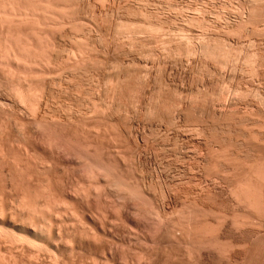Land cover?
<instances>
[{"label":"rangeland","instance_id":"obj_1","mask_svg":"<svg viewBox=\"0 0 264 264\" xmlns=\"http://www.w3.org/2000/svg\"><path fill=\"white\" fill-rule=\"evenodd\" d=\"M6 2H7V4H6ZM6 5H7V7H6ZM2 7L6 11H4L2 9ZM8 7H10V8H8ZM32 9H33V11H32ZM58 9H60V10H58ZM24 11L26 13H24ZM1 12H3V13H1ZM9 12H10V14H9ZM13 12H14V14L17 12L18 13L14 15ZM64 15H66V17H64ZM5 18H6V21H5ZM20 18H22V19H20ZM1 19H2V21H1ZM23 19L25 21H23ZM56 19H58V20H56ZM9 20L11 23L9 22ZM62 20L63 21L66 20V21L63 22ZM0 21L3 23V24L2 23L0 24V36H1L0 37V47H1L0 51L1 50L3 51V52L1 51V53H0L1 54V56H0V58H1L0 59V69H1L0 70L1 71L0 72V80H1L0 81V89H1L0 90V97L1 98H0V100H2L1 105H3L2 107H4L3 111L6 110V112H7V110H8V113H6V112L4 113L2 111L3 112V114H2V112H0V118H1L0 119V122H1L0 126L1 125L3 126V127H1L2 129L6 126L4 129L5 131L0 128L1 129L0 131L3 134V135H1V132H0V137H1L0 143L2 142V145H3V146H1V144H0V146H1L0 147L1 148L0 149V155H1L0 157L2 158V156H3V160L0 158V180H1L0 181L1 182L0 191H2V187H3L2 185L6 186V188L4 187L3 188L4 190L2 191L4 195L0 192V197H1L0 209L2 210V211H0V233H3V234H0V257L2 258L3 255H5L3 257V261L5 262V264L6 263L7 264H12V263L13 264L14 263L15 264H23V261L25 264H42V263L43 264H52L51 262H53V264H56V263L57 264H64V263L65 264H103V262H105V261L106 262L104 264H122V263L123 264H135V263L136 264H170V263L171 264H183V263L184 264H203V263L204 264H233V263L234 264H264V242H263L264 241V228H263L264 227V213H262V214L259 213V215H258L256 210H252L255 208H253V207L249 208L248 205H247L248 206L247 207L245 205L246 202L244 200H242L243 198H241L242 194L241 195L239 194V192H240L239 188L242 186L244 187L246 182H247L249 185V187L247 185V188H250L249 189L250 191H252L251 188L255 187L252 191V193H254V194L256 192L255 195H259L257 193V190L261 189L258 192L262 196V198H261V196H260V198L262 200L264 199V192H263L264 191V186H263L264 184L262 185V183H263V182L261 183L262 180L260 181L259 179H257V180H259V182H258L254 178V176H252V172L254 170H255V172L258 171L261 175H264V161H263L264 160V144H263L264 143V0H60V1L59 0H26V1L25 0H0ZM21 21H22V23H20ZM55 22H56V24H54ZM37 24L42 26V27L38 26ZM52 24H54V25H52ZM69 25H70V27H69ZM62 26H63V28H62ZM8 27H10V28H8ZM54 27H55V29H54ZM6 31L8 33H6ZM25 32H27V33H25ZM118 32H121V33L119 34ZM126 32H127V34H126ZM21 34H23V35H21ZM7 35H8V37L11 35L12 36L8 38ZM25 35H26V38H25ZM16 37H17V40H16ZM204 37H206V39ZM5 38H8V39H5ZM130 38H131V41H130ZM28 39H30V40H28ZM38 39H39V41H38ZM211 40H212V42H211ZM37 41H38V43H36ZM69 41H71V42H69ZM202 41H204V42L202 43ZM8 42H9V44H7V46L11 45V46H8L9 48H7V46H6V43H8ZM39 42H40V44L42 42L43 45L42 44L40 45ZM54 42H55V44H54ZM207 42L211 43V44L208 45ZM18 43H20V44H18ZM200 44L203 46L199 47ZM14 45H16V46H14ZM38 45H39V47H38ZM75 46L77 47V49L75 48ZM19 47L23 50L25 48H27L26 52H24L25 50L24 51L21 50ZM30 47H31V49H30ZM206 47L209 49H207ZM217 47H219V48H217ZM78 48H80V50L82 52L81 51L79 52ZM70 49H71V51L73 49L72 52H74V51L75 52L74 53L70 52ZM83 49H84V51H83ZM11 50H14V51L16 50L17 52L22 51L21 53H19V55L20 54L22 55V53L24 52L23 54H25V55H22V56L23 57L25 56L26 58L27 57L28 58L26 59L24 57V59H21V58H23L21 55L20 56L17 55V53H15L16 51L14 53H13V51L10 52ZM18 50H20V51H18ZM76 50H77V52H76ZM202 50L204 51L205 54L200 53V52H203ZM40 51H41V53H43V56L40 53V57H39ZM191 51H192V54H191ZM225 51L226 52L228 51V52L226 53ZM8 52H9V54H8ZM86 52L87 53L89 52V54H87ZM71 53L74 55H72ZM206 53L210 54V56ZM218 53H219V56H218ZM10 54L11 55L15 54L17 59L14 57V55H13L14 58H12V56ZM28 54L31 58H29ZM75 54H76V56H75ZM2 55H3V58H2ZM8 55H9V57H8ZM33 55H34V58H32ZM70 55H72V56H70ZM206 56L208 57V59ZM72 57H74V60ZM215 57L218 59H216ZM8 58H11V59H8ZM48 58H49V60H48ZM221 58H222V60H221ZM13 59H16V60L13 61ZM28 59H31V60H28ZM69 59H72V61L70 60L71 61L70 62ZM75 59L78 61H75ZM210 59L211 60L214 59L215 61L214 60L211 61ZM248 59H250V60H248ZM26 60H28V61L26 62ZM33 60L35 62H33ZM45 60L48 63H45ZM2 61H3V63H1ZM11 61L13 62L14 65H12ZM86 61H88V62H86ZM217 61H218V63H217ZM15 62H17L18 64ZM72 62H74V63H72ZM75 62L76 63L79 62V63H77L79 66L76 65ZM9 63L12 66H10ZM24 64L26 66H22ZM31 64H32V66H30ZM42 64H44V65H42ZM72 64H74L75 67ZM76 66H77V68L80 66L81 67H80V69L78 68L79 69L78 70V69H76ZM25 67H26V69H25ZM42 67H44L45 69ZM106 67H108V68H106ZM117 67H118V69H117ZM46 68H47L48 72L46 71ZM61 68L62 69L64 68L63 71ZM27 69H29V70L31 69V71H29ZM69 69H70V71H69ZM32 70L35 72H33ZM38 70H41V71H38ZM76 70H77V72H76ZM24 71L25 72L29 71V72L25 73ZM60 71H61V73H60ZM127 71H130V72H127ZM31 72L35 75H33ZM53 72L56 74H54ZM28 73H30L32 77ZM42 73H44V74H42ZM23 74H25V78L27 77L26 79L23 77ZM60 74L62 76H59ZM5 75L7 76L6 78H5ZM11 75L13 76V78H12L13 80L9 77ZM18 75H20V76H18ZM36 75H38V77ZM43 75H45V76H43ZM73 75H74V77H73ZM34 76L36 78H34ZM46 76H47V79H46ZM85 76H87V77H85ZM116 76H117V78H116ZM8 77L11 80H8ZM14 77L17 79H20V81L18 80L19 84H17L18 83L17 79H14ZM22 77H23V79L26 80V82H25V80L22 79ZM128 78H129V80H126ZM28 79L29 80L32 79L31 82H29ZM34 79L36 80V82ZM15 80L17 83H15ZM106 80H107V82H106ZM120 80H122V81H120ZM6 81H7V83H6ZM9 81H11V82L13 81L14 84H13V82L11 83ZM85 82H86V84H85ZM111 83H113V84H111ZM28 84L30 86H28ZM2 85L4 88L1 87ZM15 85L18 86V89H19V85H22L23 88H25V89H23L24 90L23 95L27 96L26 97L27 101L29 99V103H22L24 107L21 104V106H22V107H20L21 109L19 108V104L16 103L18 101V99H16V97L19 96V94H18L19 91H14V90H17V87ZM26 85L28 87H26ZM49 86H50V88H49ZM57 86H58V88H56ZM85 86L88 88H86ZM7 87H8V89H7ZM43 87H45V90ZM35 88H37V89H35ZM41 88H43V89H41ZM115 88H116V90H115ZM122 88H123V90H122ZM5 89H7V90H5ZM10 89H12L11 90L12 94H10ZM95 89H97V90H95ZM35 90L37 92H35ZM38 91L40 92V94H38L39 93ZM45 91H47V92L45 93ZM78 91H79V93L76 94ZM7 92H9V93L6 94ZM15 92H16V95L18 94L17 96L13 95V93L15 94ZM31 92H33V94L37 93V94H34V97L35 96L37 97V95L42 96L41 97L42 98L41 99L42 105H40V107L38 106L39 108H41V110L39 108L37 109L35 104L33 106L34 108L36 107L35 109H37V111H36L37 114L34 113L35 109H33L32 106H28V105H30V103H31V105H33L32 102H34L33 101L34 97L32 96ZM1 93H3L4 95H2ZM5 94H6V96H5ZM30 94L33 97V99L30 96ZM10 95H13V97ZM100 95H101V97H100ZM117 95H119V96L117 97ZM126 95H127V97H126ZM7 96L9 98H7ZM28 96H30V98H28ZM46 96H49V97H46ZM88 96H90V97L88 98ZM36 97L34 100H36ZM92 97H95V98H92ZM110 97H112V99ZM3 98H4V100H3ZM45 99L46 100L48 99V102L46 101L48 104L44 103ZM92 100L93 101L95 100V101L93 102ZM99 100H101V101L99 102ZM114 101H115V103H114ZM156 101H157V103H156ZM65 102H67L68 104ZM131 102H133V103H131ZM6 103L8 105H6ZM34 103H36V101ZM70 103H72V104H70ZM112 103H113V106H112ZM45 104H46V106H44ZM162 104H163V106H162ZM65 105H66V107H65ZM8 106H10V107L8 108ZM27 106H28V108H27ZM89 106H91V107H89ZM92 106H94V107L92 108ZM153 106H155V107H153ZM165 106H166V108H165ZM29 107H30V109H29ZM46 107H48L49 110ZM11 108L13 110H11ZM16 108L18 109V111L16 110ZM58 108H59V110H58ZM75 108L78 110H76ZM83 108H85V109H83ZM87 108H89V109H87ZM105 109H106V112H105ZM25 110L28 112V114ZM32 110H34V111L32 112ZM20 111H22V112H20ZM91 111H93V113ZM102 111L105 112L106 116H105L104 112H102ZM19 112L22 113L24 116L21 115ZM50 112H52L53 114ZM67 112H70V113H67ZM43 113H46L47 115L46 114L44 115ZM115 113L117 116L115 115ZM93 114H94V116H93ZM153 114H155V115H153ZM13 115H15V117ZM20 115H21V117H20ZM87 115H88V117H87ZM91 115L93 116V118ZM100 115H102L103 117ZM42 116L43 117L46 116L45 117L46 120L44 119V121H41V120H43V119H41ZM49 116H50V119H49ZM125 116H128V117H125ZM53 117L55 118V120ZM74 117H77V119L79 121L76 120V118H74ZM84 117L86 119H84ZM89 117H91V118H89ZM6 118H8V119H6ZM37 118L39 120L40 119L41 120L39 121V120H37ZM32 119L40 122V123L39 122L35 123V124H37L38 128L37 127L34 128V126H35L34 122H36V121H33ZM51 119H52V121H55V122H52ZM107 119H110V120H107ZM120 119H121V121H120ZM69 120H70V122L72 121V123L68 122ZM73 120L76 121V124ZM106 120H107V122H106ZM18 121H21L23 124L22 123L20 124V122L18 124ZM27 122H28L30 128L27 125ZM41 122H43V123L48 122L46 124V126L50 125V128L52 127L51 129H53V130L57 129L58 131H60V129H61V131L59 133H61V135L63 137L65 136L64 139H66V140L64 142H66L67 144L63 143V146H61V148L59 147L60 149H58L57 146L55 147V145H56L55 142L57 143V141H53V143H52V137H53L52 135L53 134L50 133V131H51L50 128L48 130L47 127H42V126H44V124L41 125ZM159 122H161V123H159ZM13 123H16L17 125H15ZM25 123L27 126L24 127ZM97 123H99L100 126ZM108 123L113 124V126L109 125ZM52 124L53 125L55 124V127ZM19 125H22V126H20V128H19ZM32 126H33V128H32ZM220 126H221V128H220ZM23 127H24V130H26V131H23V133H21L20 130H22ZM41 127L43 128V132L41 129H39ZM113 127H115V128H113ZM12 128L16 129V131L13 130ZM18 128H19V130H18ZM36 128L38 129V131L36 130ZM44 128H45V131H44ZM101 128H103V129L101 130ZM46 129L48 130V133H47ZM124 129H126V130L128 129V131L125 132L126 130L124 131ZM57 130H55V133H58ZM64 130H65V132H64ZM214 131H216V132H214ZM44 132H46L45 134L47 135V136L45 135L46 139L43 135ZM62 132H64V133H62ZM95 132L97 135L95 134ZM105 132H107V133H105ZM188 132H190L191 134ZM66 133H68V135H65ZM71 133H73V134H71ZM5 134H6V136H5ZM18 134L21 136V138ZM24 134L26 136H24ZM49 134H52L51 135L52 137L49 136V139H47ZM117 134H118V136H117ZM40 136H41V138H40ZM212 136H214V137H212ZM27 137H29L30 139ZM22 138L25 140H23ZM33 138L36 139V144H38V142H39L41 145L35 144V146H34L35 141L33 140ZM75 138H77V139H75ZM112 139H113V141H111ZM45 140H46V142H44ZM144 140H146L147 142ZM254 140H256L257 142ZM49 141H51L50 142L51 144L50 145H49V143L46 144ZM75 141H78V142L80 141L79 143L82 145V148H80L81 145ZM5 142L8 143V147H7ZM12 142H14V143H12ZM32 142H33V144H32ZM71 142H73L72 145H71ZM228 142H231V143H228ZM27 144H29V145H27ZM44 144H45V146H44ZM53 144H54V146H53ZM88 144L90 145L89 147L91 149L89 147H86V146H88ZM253 144H254V146H253ZM83 146H84V148H83ZM15 147H19L20 150H19V148H16L17 149L16 150ZM21 147H23V148H21ZM68 147H70V148H68ZM72 147H74V148H72ZM78 147L80 150L78 149ZM54 148L55 149L57 148V150H55ZM2 149H4V150H2ZM23 149H25V151ZM63 149H65V150H63ZM67 149H68V151H67ZM83 149H84L83 154L78 153L79 151L82 152ZM86 149L88 150L89 154L87 153ZM92 149L93 150L97 149L95 151H99V152H95L96 153L95 154L94 152H92ZM100 149H102L103 152ZM207 149H208V151H207ZM100 151L102 154L100 153ZM215 151H216V153H214ZM7 152H9L8 155L6 154ZM25 152H26L27 158H26ZM29 152H31L32 154ZM98 153H100V155ZM108 153L110 155H108ZM244 153H246V154H244ZM3 154H5V155H3ZM15 154H17V155H15ZM77 154L83 155V158L85 156L84 161L83 160L81 161L80 158L82 156L81 155H80L81 157L76 156ZM90 154H91V157H90ZM97 154H98V156H97ZM211 154H213V155L211 156ZM216 154L217 155L219 154V155L217 156ZM92 155H93V157H94V155H96L97 158L95 157L92 159ZM8 156H10V157H8ZM74 156H76V158ZM88 156H89V158H88ZM192 156H193V158H192ZM213 156H214V158H213ZM16 157H18V158L16 159ZM53 157H54V159H52ZM203 157H204V159H203ZM11 158L13 159V161ZM47 158H48V160H47ZM72 158H73V160H72ZM74 158H75V160H74ZM77 158L80 160H78ZM107 158H109V159H107ZM6 159H9V160L7 161ZM49 159L50 160L52 159V160L50 161ZM99 159H100V162L98 161ZM87 160H89V161L87 162ZM111 160H112V162H109ZM114 160H116V161H114ZM75 161L78 164H76ZM95 161H96V163L98 162L99 164L102 163V164H100L101 167L106 168L107 170L101 169L104 171V172L103 171H101V172L104 174L106 173L105 175L107 176V178H109V176H111V178L114 177V179L112 178L114 181H112L111 178H109L108 181L107 180L105 181L103 178V177H105L104 174H102L103 176L100 174V177H99V178L102 177V181H101V179L96 177V179H97L96 181L99 184H97L96 181H93L94 176L92 178L91 177L92 174L90 173V171H88V169H87V172H85L86 170L83 169V167L85 166L84 168H88L87 165L92 167L93 163H95ZM203 161H204V163H203ZM253 161H255V162H253ZM256 161H258V163ZM260 161L261 162L263 161V162L261 163ZM12 162H14V164H12ZM16 162H17V164H16ZM25 162H27V163H25ZM83 162L84 163L87 162V163L84 164ZM239 162H240V164H239ZM1 163H3L5 167L3 166V164L1 166ZM7 163H10V164H7ZM19 163H20V166L18 165ZM39 163H41V164L39 165ZM54 163H55V165H54ZM219 163H221V164H219ZM241 164L244 166H242ZM11 165H12V167H10ZM42 165L44 166V168H42L43 167ZM108 165H110V166H108ZM219 165L221 166V169H220ZM7 166H9V167H7ZM15 166L17 168H15ZM22 166H24L23 167L24 169L22 168ZM223 166H224V168H223ZM255 166H256V169H252V168H255ZM2 167H4V169ZM25 167H26V169H25ZM71 167H73V168H71ZM80 167L82 168V171H81ZM109 167H110V169L113 168L112 170H114L113 172H115V174L112 172V170L108 169ZM202 167L203 168L205 167V168L203 169ZM212 167L214 168V170H212L213 169ZM243 167H244V169H243ZM10 168H12V170H10ZM20 168L22 170H20ZM241 168H242V170H241ZM41 169H42L43 173L41 172ZM44 169L46 170L47 173L45 172ZM247 169H248V172H247ZM2 170H4V171H2ZM62 170H64V171H62ZM91 170H93V169H91ZM1 171H2V173H1ZM10 171H12V172L15 171V172H13V174L11 172V174H10ZM17 171H19V172L17 173ZM107 171H108L109 175H107ZM249 171L250 172L252 171V172L250 173ZM7 172H9V173H7ZM23 172H24V174H23ZM39 172H40V174H39ZM76 172H78V173H76ZM111 172H112V174H111ZM206 172H207V174H206ZM230 172H231V174H230ZM258 172H256V173H258ZM20 173H22L24 175V178H23V175ZM81 173L84 176L86 174L87 179L90 176V179L91 180L93 179V180L91 181L90 179H88L86 181V178ZM34 174H35V176H34ZM15 175H17V177ZM42 175H44V176H42ZM79 175H80L81 179L79 178ZM118 175H120V177ZM4 176H6V178ZM13 176H14L15 180H13L14 179ZM26 176H27V178H26ZM39 176H40V179H39ZM45 176H47V178ZM21 178H23V179L26 178V180H23ZM16 179H18V180H16ZM20 179L23 180L24 183H23V181L21 182ZM133 179H135V180H133ZM12 180H13V182H12ZM45 180H46V183H45ZM239 180H240V183H239ZM16 181H18V182L16 183ZM25 181L28 183H26ZM35 181L36 182L38 181V184ZM53 181L54 182L56 181L59 183H56V182L54 183ZM90 181L92 182L93 187H92ZM116 181H118V183ZM4 182H6L7 184H5ZM47 182L51 183V184H48ZM94 182L96 184H94ZM107 182L110 184L109 185L110 187L108 186ZM110 182L113 183V185H111ZM114 182H116V183H114ZM123 182H125V184ZM43 183H44V185H43ZM74 183H76V185ZM128 183H129V185H128ZM260 183H261V185H259ZM25 184L28 185V188H26L27 186ZM114 184H116V188L119 187V188H117L118 191H117V189H115ZM118 184H121L123 189ZM239 184H241V185H239ZM17 185L20 187H18ZM39 185H41V187L44 186L45 188L44 187H43V189L37 188V186L39 187ZM50 185H52V186L50 187ZM85 185H87V186H85ZM123 185H124V187H123ZM216 185H220V186H216ZM29 186L30 187L32 186L31 187L32 189H29ZM56 186H58V187H56ZM80 186H82V187L80 188ZM84 186L86 188H84ZM89 186L92 187L96 191V193L93 192L94 190L92 188H90ZM95 186H96L97 190L95 189ZM98 186H100V188L101 187L104 188V190L100 189L101 190L100 191L98 189ZM105 186H106V188H105ZM111 186H112V188H111ZM33 187H34V189H33ZM46 187H49L51 189L50 194H49L50 189L46 188ZM76 187L78 189H76ZM87 187H88V191H87ZM125 187H126V190L123 192ZM132 187H136V188L133 189ZM23 188H24L25 192H24ZM72 188L76 189L77 191L72 190ZM83 188L85 190H83ZM108 188L114 189V192ZM28 189L31 191H28ZM47 189H48V191H47ZM80 189H82V190H80ZM90 189H92V190H90ZM128 189H129V191L131 189V192L134 190L132 192L133 194H131L134 197H131V196L128 197L129 196L128 193H130L128 191ZM135 189H137L138 191ZM199 189H201V190H199ZM224 189H226V190H224ZM89 190H90V192H89ZM237 190H238L239 195L237 194ZM241 190H242V188H241ZM37 191L40 192V196H38L39 193H37ZM42 191H43V193H42ZM81 191H83L84 193H80ZM97 191H99V193ZM103 191H104V193H103ZM127 191H128V193H126ZM136 191L137 192L140 191L139 193L141 195H143L142 200H141L140 194H138L140 197L139 198ZM233 191H236L235 194L237 196L236 197L237 199H235V197H234L235 195H234ZM51 192H53V194ZM100 192H102V193H100ZM135 192H136V194H135ZM29 193H32L31 196H34V195H37V196H34V198L31 199L30 198L31 196ZM41 193L44 196H42ZM67 193H69L70 195H68ZM87 193L89 196L87 195ZM123 193L126 196L128 195L127 197H125V199H124ZM229 193H231V194H229ZM232 193L234 196L232 195ZM23 194H25V195L28 194L29 196L28 195L25 196ZM63 194L65 195V197ZM77 194H78V196H77ZM115 194H116V197H115ZM254 194H252V195H254ZM49 195L50 196L52 195V196L50 197ZM85 195H87V196H85ZM118 195H120L119 198L117 197ZM135 195H137L136 197H138L140 199V201H138V199L135 198ZM144 195L149 201L150 200L152 201V205H151V203L149 204L150 207L146 206V204H148L149 202H147L148 200L145 199ZM225 195H226V197H225ZM47 196L49 197V199L47 198ZM73 196H75V197H73ZM239 196H240V198H239ZM5 197H7V198H5ZM19 197L20 198L23 197L22 199H24L26 201H20L22 199H20ZM24 197H26V198L28 197L27 198L28 200ZM35 197L39 198V199L36 200ZM83 197H85V198H83ZM229 197L232 198L233 200L230 199ZM256 197L254 196V198H256ZM18 198L20 199L19 201H18ZM46 198H47V200H46ZM132 198H134V200ZM4 199H5V201H4ZM15 199H16V201H15ZM52 199H53V203H55L56 206L52 203V201H51ZM82 199H83V201H82ZM108 199H109V201H108ZM123 199L126 200L127 202L124 201ZM161 199H163V200H161ZM9 200H11V201L9 202ZM29 200H31V201L35 200L36 202L31 203V201H29ZM39 200H41V201H39ZM45 200L47 202H45ZM63 200H64V202H61ZM118 200H120V201L123 200L124 202L120 203V201H118ZM131 200H133V201H131ZM135 200H137V201H135ZM205 200H207V201H205ZM236 200H237V203H236ZM256 200L258 201L259 198L258 199L256 198ZM142 201H144V203L146 202V204H144V203L142 204ZM241 201H244V202H241ZM3 202H5V203H3ZM15 202H17V205ZM23 202L26 205L25 207L27 208V210L26 209L24 210V208H22L24 206V205L21 206L23 204ZM41 202L42 203L45 202V204H42ZM48 202H50L51 206L53 205V208L49 205ZM59 202L65 204V205L59 204ZM238 202H239V204H238ZM259 202H261V201H259ZM11 203H12V205H11ZM226 203L229 207L226 205ZM229 203H231V204H229ZM262 203L261 204L264 206V201H262ZM19 204H20L21 209L18 206ZM35 204H36V210H35V208H33V206L35 207ZM37 204H39V205H37ZM40 204H41V206H40ZM47 204H48V207L46 208L45 205H47ZM58 204L60 206L59 208L57 207ZM120 204H122L124 206H120ZM140 204L142 206H140ZM183 204H184V206H183ZM214 204H216V205H214ZM6 205L8 206V208ZM27 205L32 207V210H34L33 213H28L32 210L30 207H29L30 208V210H29ZM42 205L45 206L47 211L50 210V208H52L53 211H51L52 210L51 209L50 211L46 212L45 208H43V210L45 211L44 212L41 209L43 207ZM161 205L162 206L164 205L163 208ZM192 205H193L194 209L197 206L196 210H192L195 212V213L193 212L194 214H192V211H191V209H193ZM14 206L19 208V209L15 208ZM49 206H50V208H49ZM61 206H62V208H61ZM187 206H188L189 216L187 215L188 214ZM202 206H204V207H202ZM232 206H234V208ZM10 207H11V210H10ZM38 207L41 209V211H40V209L38 210ZM54 207L56 208V210L54 209ZM63 207L65 208V210H62ZM134 207H136V208L139 207V208L134 209ZM183 207H185V208H183ZM206 207H207V209H206ZM2 208H4V209H2ZM149 208H151V209H149ZM214 208L216 209L215 211H214ZM101 209H102V211H101ZM141 209H142V211H141ZM147 209H148V211H147ZM183 209L186 211L187 214H185V211ZM208 209H209V211H208ZM249 209H251V210H249ZM9 210H10V212H9ZM149 210H152L151 212H155V213L158 212L160 214L161 218H160V216H158L160 219L158 217H155L156 215L154 213H151ZM203 210H206V211H204L206 213H204ZM5 211H7V213ZM69 211L71 214L69 213ZM114 211L115 212L117 211L116 214ZM144 211L147 213H145ZM172 211H174V212L176 211V212L174 213ZM23 212H25L26 214ZM34 212L36 214H34ZM40 212H42V213H40ZM178 212H179V215H181L180 220H179V215H178V219H177ZM181 212L183 215L180 214ZM217 212H219V213L217 214ZM9 213L12 215V217L10 216ZM21 213H23V214H21ZM60 213H61L62 217H61ZM104 213H106V214H104ZM149 213H151V215ZM170 213L172 216H169ZM220 213L222 216L220 215ZM39 214L41 216L44 214L42 216V217H44V219L41 218ZM46 214H48V216ZM140 214L143 216H141ZM144 214H147V215H144ZM242 214H244V215L241 216ZM22 215H24V217ZM58 215H59V218H58ZM233 215H234V217H233ZM31 216H33V217H31ZM75 216L77 219L75 218ZM192 216L194 217V220H193ZM218 216H219V218H217ZM165 217H168V218L166 219ZM188 217H190V218H188ZM13 218H15V219H13ZM38 218H40V219H38ZM154 218L157 220H155ZM198 218L200 220H198ZM162 219L164 222L160 221ZM165 219H166V222H165ZM181 219H183L184 221ZM215 219H217L219 222H217ZM40 220L43 223H41ZM169 220L172 222H170ZM25 221H26V223H28V222L29 223L25 224ZM194 221H196V222H194ZM204 221H206V222H204ZM189 222H191V223L189 224ZM208 222H209V224H208ZM215 222H216V224H215ZM244 222L246 223V225ZM44 223L45 224L47 223V225L45 226ZM157 223H159V224H157ZM33 224H35L34 225L35 227L38 226V227H36L38 229H36L34 226H32ZM41 224L43 225V227H40V226H42ZM49 224H50V226H48ZM60 224H62V227L60 226ZM213 224H215L216 226ZM233 224H234V227H233ZM237 224H239V225H237ZM175 225L176 226L178 225V226L176 227ZM194 225H196L197 229L194 227ZM235 225L238 227H236ZM189 227H191V228H189ZM32 228H33V230H32ZM39 228H43L44 230L39 229ZM143 228H144V231H143ZM170 228L172 229V232H171ZM179 228H181V229H179ZM45 229H46V231H45ZM58 229H59V232L57 231ZM257 229H261V230H257ZM180 230L181 231L183 230V231L181 232ZM41 231L44 233H41ZM157 231L159 232V234ZM247 232H248V234H247ZM9 233H10V235H9ZM175 233H176V235H175ZM206 233H207V235H206ZM225 233H226V235H225ZM22 236L25 238H23ZM20 237H21V239H20ZM216 237H218V238H216ZM231 237H233V238H231ZM258 237H259V239H258ZM70 238L72 241L70 240ZM166 238H168V239H166ZM22 239H24V240H22ZM24 241L26 243H22ZM200 241H202V242H200ZM3 242L5 245L3 244ZM10 242L12 244H10ZM16 242H18V243H16ZM19 242L22 243V245ZM23 244H25V245H23ZM81 245H83V246H81ZM193 245H195V246H193ZM20 246H21V248H20ZM26 246H28V247L26 248ZM39 246H41V249H38V248H40ZM7 247H9L8 249H10V250H7ZM236 248H238V249H236ZM21 250H23V251H21ZM37 250L40 252H38ZM3 251H6V252L8 251V252L6 253ZM44 251L47 254L44 253ZM172 251H174V252H172ZM245 251H247V252L245 253ZM17 252H18V254H17ZM36 252L38 255L36 254ZM143 252H144V254H143ZM185 252L186 253L188 252L187 253L188 256L186 255ZM13 254H14V256H13ZM28 254L30 255V257H33V255L35 254V255H37V257L34 255V257L32 258L33 260H32L28 256ZM10 255H11V257H10ZM22 255L24 257H22ZM203 255L205 258L203 257ZM220 255H221V257H220ZM185 256H187V257L185 258ZM189 256H191V257L189 258ZM5 257H7V259ZM175 257H176V259H175ZM247 257L249 258V260L247 259ZM48 258L51 261H49ZM52 258L54 260H52ZM140 258H142V259H140ZM8 259H9V262H8ZM13 259L15 262L13 261ZM231 259H233V260H231ZM35 260H36V262H35ZM47 261H48V263H47ZM2 262L0 264H4V262L3 263Z\"/></svg>","mask_w":264,"mask_h":264},{"label":"bare ground","instance_id":"obj_2","mask_svg":"<svg viewBox=\"0 0 264 264\" xmlns=\"http://www.w3.org/2000/svg\"><path fill=\"white\" fill-rule=\"evenodd\" d=\"M25 1H26V0H25ZM59 1H60V0H59ZM17 2H18V1H17ZM17 2H16V3H17ZM29 2H30V1H29ZM4 3H5V2H4ZM6 4H7V2H6ZM13 4H14V3H13ZM13 4H12V5H13ZM62 4H63V3H62ZM16 5H17V4H16ZM22 5H23V4H22ZM2 6H3V5H2ZM37 6H38V5H37ZM6 7H7V5H6ZM18 7H19V6H18ZM60 7H61V6H60ZM8 8H10V7H8ZM61 8H62V7H61ZM2 9H3V7H2ZM28 9H29V8H28ZM3 10H4V9H3ZM15 10H16V9H15ZM18 10H19V9H18ZM58 10H60V9H58ZM1 11H2V10H1ZM4 11H6V10H4ZM32 11H33V9H32ZM21 12H22V11H21ZM59 12H60V11H59ZM1 13H3V12H1ZM6 13H7V12H6ZM17 13H18V12H17ZM17 13H15V14H17ZM24 13H26V12L24 11ZM36 13H37V12H36ZM9 14H10V12H9ZM13 14H14V12H13ZM15 14H14V15H15ZM37 14H38V13H37ZM61 15H62V14H61ZM1 16H2V15H1ZM24 16H25V15H24ZM26 17H27V16H26ZM30 17H31V16H30ZM43 17H44V16H43ZM64 17H66V15H64ZM58 18H59V17H58ZM20 19H22V18H20ZM31 19H32V18H31ZM62 19H63V18H62ZM10 20H11V19H10ZM10 20H9V22H10ZM12 20H13V19H12ZM14 20H15V19H14ZM26 20H27V19H26ZM38 20H39V19H38ZM56 20H58V19H56ZM56 20H55V21H56ZM67 20H68V19H67ZM1 21H2V19H1ZM1 21H0V24L2 23ZM5 21H6V18H5ZM7 21H8V20H7ZM18 21H19V20H18ZM23 21H25V20L23 19ZM59 21H60V20H59ZM62 21H63V20H62ZM65 21H66V20H65ZM65 21H63V22H65ZM46 22H47V21H46ZM10 23H11V22H10ZM20 23H22V21H21ZM44 23H45V22H44ZM2 24H3V23H2ZM8 24H9V23H8ZM54 24H56V22H55ZM54 24H52V25H54ZM31 25H32V24H31ZM37 25H38V24H37ZM41 25H42V24H41ZM59 25H60V24H59ZM66 25H67V24H66ZM10 26H11V25H10ZM24 26H25V25H24ZM38 26H40V25H38ZM38 26H37V27H38ZM60 26H61V25H60ZM1 27H2V26H1ZM28 27H29V26H28ZM40 27H42V26H40ZM69 27H70V25H69ZM8 28H10V27H8ZM38 28H39V27H38ZM62 28H63V26H62ZM18 29H19V28H18ZM54 29H55V27H54ZM6 30H7V29H6ZM60 30H61V29H60ZM7 31H8V30H7ZM7 31H6V33H8ZM15 31H16V30H15ZM50 31H51V30H50ZM54 31H55V30H54ZM20 32H21V31H20ZM72 32H73V31H72ZM129 32H130V31H129ZM13 33H14V32H13ZM25 33H27V32H25ZM70 33H71V32H70ZM118 33L120 34L121 32H118ZM124 33H125V32H124ZM124 33H123V34H124ZM4 34H5V33H4ZM11 34H12V33H11ZM14 34H15V33H14ZM23 34H24V33H23ZM23 34H21V35H23ZM29 34H30V33H29ZM29 34H28V35H29ZM71 34H72V33H71ZM104 34H105V33H104ZM126 34H127V32H126ZM126 34H125V35H126ZM131 34H132V33H131ZM131 34H130V35H131ZM137 34H138V33H137ZM28 35H27V36H28ZM46 35H47V34H46ZM130 35H129V36H130ZM135 35H136V34H135ZM11 36H12V35H11ZM11 36H9V37H11ZM31 36H32V35H31ZM36 36H37V35H36ZM120 36H121V35H120ZM122 36H123V35H122ZM0 37H1V36H0ZM3 37H4V36H3ZM7 37H8V35H7ZM9 37H8V38H9ZM20 37H21V36H20ZM32 37H33V36H32ZM53 37H54V36H53ZM56 37H57V36H56ZM60 37H61V36H60ZM8 38H5V39H8ZM14 38H15V37H14ZM25 38H26V35H25ZM204 38L206 39V37H204ZM11 39H12V38H11ZM20 39H21V38H20ZM23 39H24V38H23ZM106 39H107V38H106ZM12 40H13V39H12ZM16 40H17V37H16ZM25 40H26V39H25ZM28 40H30V39H28ZM50 40H51V39H50ZM128 40H129V39H128ZM132 40H133V39H132ZM201 40H202V39H201ZM4 41H5V40H4ZM38 41H39V39H38ZM38 41H37L36 43H38ZM130 41H131V38H130ZM27 42H28V41H27ZM49 42H50V41H49ZM55 42H56V41H55ZM55 42H54V44H55ZM69 42H71V41H69ZM73 42H74V41H73ZM185 42H186V41H185ZM203 42H204V41H202V43H203ZM211 42H212V40H211ZM213 42H214V41H213ZM28 43H29V42H28ZM34 43H35V42H34ZM129 43H130V42H129ZM187 43H188V42H187ZM207 43H208V42H207ZM7 44H9V42L6 43V46H7ZM10 44H11V43H10ZM14 44H15V43H14ZM18 44H20V43H18ZM25 44H26V43H25ZM39 44H40V42H39ZM41 44H42V42H41ZM41 44H40V45H41ZM44 44H45V43H44ZM132 44H133V43H132ZM209 44H211V43H208V45H209ZM213 44H214V43H213ZM28 45H29V44H28ZM42 45H43V44H42ZM46 45H47V44H46ZM70 45H71V44H70ZM8 46H11V45H8ZM8 46H7V48H9ZM14 46H16V45H14ZM33 46H34V45H33ZM71 46H72V45H71ZM201 46H203V45L200 44L199 47H201ZM217 46H218V45H217ZM36 47H37V46H36ZM38 47H39V45H38ZM46 47H47V46H46ZM204 47H205V46H204ZM0 48H1V47H0ZM14 48H15V47H14ZM19 48H20V47H19ZM75 48L77 49L76 46H75ZM75 48H74V49H75ZM206 48H207V47H206ZM215 48H216V47H215ZM217 48H219V47H217ZM20 49H21V48H20ZM26 49H27V48L24 49L25 51H24L23 49H21V50H23L24 52H26ZM30 49H31V47H30ZM40 49H41V48H40ZM57 49H58V48H57ZM78 49H79V52H80V51H81L80 48H78ZM84 49H85V48H84ZM84 49H83V51H84ZM203 49H204V48H203ZM207 49H209V48H207ZM3 50H4V49H3ZM28 50H29V49H28ZM186 50H187V49H186ZM191 50H192V49H191ZM213 50H214V49H213ZM213 50H212V51H213ZM218 50H219V49H218ZM1 51H2V50H1ZM1 51H0V53H1ZM7 51H8V50H7ZM12 51H13V53H14L16 50H15V51H14V50H11L10 52H12ZM18 51H20V50H18ZM68 51H69V50H68ZM72 51H73V49H72ZM72 51H71V49H70V52H72ZM86 51H87V50H86ZM102 51H103V50H102ZM177 51H178V50H177ZM202 51H203V50H202ZM2 52H3V51H2ZM21 52H22V51H21ZM21 52H17V51H16L15 53H17V55H19V53H21ZM24 52H23V53H24ZM74 52H75V51H74ZM74 52H72V53H74ZM76 52H77V50H76ZM81 52H82V51H81ZM104 52H105V51H104ZM199 52H200V51H199ZM216 52H217V51H216ZM219 52H220V51H219ZM225 52H226V51H225ZM227 52H228V51H227ZM227 52H226V53H227ZM23 53H22V55H25V54H23ZM27 53H28V52H27ZM33 53H34V52H33ZM37 53H38V52H37ZM37 53H36V54H37ZM40 53H41V51L39 52V57H40ZM48 53H49V52H48ZM72 53H71V54H72ZM86 53H87V52H86ZM200 53H204V51H203V52H200ZM6 54H7V53H6ZM8 54H9V52H8ZM46 54H47V53H46ZM87 54H89V52H88ZM87 54H86V55H87ZM104 54H105V53H104ZM189 54H190V53H189ZM189 54H188V55H189ZM191 54H192V51H191ZM204 54H205V53H204ZM206 54H208V53H206ZM223 54H224V53H223ZM10 55H11V54H10ZM13 55H14V57L16 58L15 54H12V55H11L12 58H14ZM20 55H21V54H20ZM20 55H19V56H20ZM22 55H21V56H22ZM41 55L43 56V53H41ZM66 55H67V54H66ZM72 55H74V54H72ZM72 55H70V56H72ZM83 55H84V54H83ZM86 55H85V56H86ZM202 55H203V54H202ZM208 55L210 56V54H208ZM214 55H215V54H214ZM0 56H1V54H0ZM28 56H29V54H28ZM50 56H51V55H50ZM50 56H49V57H50ZM75 56H76V54H75ZM218 56H219V53H218ZM8 57H9V55H8ZM22 57H23V56H22ZM24 57H25V56H24ZM24 57H23V58L20 57V58H21V59H24ZM39 57H38V58H39ZM54 57H55V56H54ZM67 57H68V56H67ZM82 57H83V56H82ZM206 57H207V56H206ZM213 57H214V56H213ZM225 57H226V56H225ZM225 57H224V58H225ZM229 57H230V56H229ZM252 57H253V56H252ZM259 57H260V56H259ZM2 58H3V55H2ZM5 58H6V57H5ZM25 58H26V57H25ZM27 58H28V57H27ZM27 58H26V59H27ZM29 58H31V57L29 56ZM32 58H34V55H33ZM35 58H36V57H35ZM72 58H73V60H74V57H72ZM76 58H77V57H76ZM92 58H93V57H92ZM210 58H211V57H210ZM215 58H216V57H215ZM0 59H1V58H0ZM8 59H11V58H8ZM16 59H17V58H16ZM16 59H13V61L16 60ZM80 59H81V58H80ZM83 59H84V58H83ZM107 59H108V58H107ZM202 59H203V58H202ZM207 59H208V57H207ZM216 59H218V58H216ZM227 59H228V58H227ZM19 60H20V59H19ZM28 60H31V59H28ZM28 60H26V62H27ZM37 60H38V59H37ZM48 60H49V58H48ZM62 60H63V59H62ZM70 60L72 61V59H69V61H70ZM118 60H119V59H118ZM133 60H134V59H133ZM210 60H211V59H210ZM210 60H209V61H210ZM213 60H214V59H213ZM213 60H211V61H213ZM221 60H222V58H221ZM248 60H250V59H248ZM248 60H247V61H248ZM3 61H4V60H3ZM3 61H2L1 63H3ZM17 61H18V60H17ZM20 61H21V60H20ZM54 61H55V60H54ZM59 61H60V60H59ZM66 61H67V60H66ZM71 61H70V62H71ZM75 61H78V60L75 59ZM81 61H82V60H81ZM83 61H84V60H83ZM92 61H93V60H92ZM122 61H123V60H122ZM207 61H208V60H207ZM214 61H215V60H214ZM218 61H219V60H218ZM218 61H217V63H218ZM223 61H224V60H223ZM6 62H7V61H6ZM6 62H5V63H6ZM9 62H10V61H9ZM11 62H12V61H11ZM30 62H31V61H30ZM33 62H35V61L33 60ZM49 62H50V61H49ZM70 62H69V63H70ZM86 62H88V61H86ZM89 62H90V61H89ZM221 62H222V61H221ZM15 63H17V62H15ZM22 63H23V62H22ZM40 63H41V62H40ZM42 63H43V62H42ZM45 63H48V62H46V60H45ZM45 63H44V64H45ZM72 63H74V62H72ZM77 63H79V62H77ZM77 63L75 62L76 65H78ZM91 63H92V62H91ZM100 63H101V62H100ZM249 63H250V62H249ZM9 64H10V63H9ZM17 64H18V63H17ZM27 64H28V63H27ZM32 64H33V63H32ZM32 64H31L30 66H32ZM38 64H39V63H38ZM44 64H42V65H44ZM49 64H50V63H49ZM49 64H48V65H49ZM61 64H62V63H61ZM70 64H71V63H70ZM82 64H83V63H82ZM85 64H86V63H85ZM226 64H227V63H226ZM4 65H5V64H4ZM12 65H14L13 62H12ZM12 65L10 64V66H12ZM56 65H57V64H56ZM72 65H74V64H72ZM80 65H81V64H80ZM83 65H84V64H83ZM252 65H253V64H252ZM22 66H26V65L24 64V65H22ZM28 66H29V65H28ZM36 66H37V65H36ZM52 66H53V65H52ZM70 66H71V65H70ZM78 66H79V65H78ZM105 66H106V65H105ZM107 66H108V65H107ZM220 66H221V65H220ZM2 67H3V66H2ZM44 67H45V66H44ZM44 67H42V68H44ZM74 67H75V65H74ZM80 67H81V66H80ZM80 67H78V68L80 69ZM8 68H9V67H8ZM39 68H40V67H39ZM50 68H51V67H50ZM67 68H68V67H67ZM72 68H73V67H72ZM78 68H77V66H76V69H78ZM106 68H108V67H106ZM112 68H113V67H112ZM3 69H4V68H3ZM9 69H10V68H9ZM9 69H8V70H9ZM15 69H16V68H15ZM25 69H26V67H25ZM35 69H36V68H35ZM44 69H45V68H44ZM44 69H43V70H44ZM59 69H60V68H59ZM61 69H62V68H61ZM63 69H64V68H63ZM63 69H62V71H63ZM79 69H78V70H79ZM117 69H118V67H117ZM0 70H1V69H0ZM27 70H29V69H27ZM52 70H53V69H52ZM54 70H55V69H54ZM67 70H68V69H67ZM120 70H121V69H120ZM9 71H10V70H9ZM12 71H13V70H12ZM20 71H21V70H20ZM29 71H31V69H30ZM29 71H26V72H29ZM32 71H33V70H32ZM38 71H41V70H38ZM46 71H47V68H46ZM64 71H65V70H64ZM69 71H70V69H69ZM81 71H82V70H81ZM116 71H117V70H116ZM116 71H115V72H116ZM0 72H1V71H0ZM14 72H15V71H14ZM22 72H23V71H22ZM24 72H25V71H24ZM26 72H25V73H26ZM33 72H35V71H33ZM47 72H48V71H47ZM72 72H73V71H72ZM76 72H77V70H76ZM76 72H75V73H76ZM120 72H121V71H120ZM120 72H119V73H120ZM127 72H130V71H127ZM18 73H19V72H18ZM31 73H32V72H31ZM53 73H54V72H53ZM60 73H61V71H60ZM117 73H118V72H117ZM138 73H139V72H138ZM7 74H8V73H7ZM13 74H14V73H13ZM28 74L31 76L30 73H28ZM32 74H33V73H32ZM39 74H40V73H39ZM42 74H44V73H42ZM42 74H41V75H42ZM47 74H48V73H47ZM51 74H52V73H51ZM54 74H56V73H54ZM58 74H59V73H58ZM83 74H84V73H83ZM120 74H121V73H120ZM16 75H17V74H16ZM33 75H35V74H33ZM41 75H40V76H41ZM76 75H77V74H76ZM85 75H86V74H85ZM116 75H117V74H116ZM11 76H12V75H11ZM11 76H9V77L12 79L13 76H12V77H11ZM18 76H20V75H18ZM36 76L38 77V75H36ZM43 76H45V75H43ZM52 76H53V75H52ZM59 76H62V75L60 74ZM77 76H78V75H77ZM118 76H119V75H118ZM127 76H128V75H127ZM134 76H135V75H134ZM140 76H141V75H140ZM140 76H139V77H140ZM2 77H3V76H2ZM6 77H7V76L5 75V78H6ZM9 77H8V80H11ZM23 77L25 78V74H23ZM23 77H22V79H23ZM31 77H32V76H31ZM56 77H57V76H56ZM73 77H74V75H73ZM85 77H87V76H85ZM88 77H89V76H88ZM114 77H115V76H114ZM125 77H126V76H125ZM26 78H27V77H26ZM26 78H25V79H26ZM34 78H36V77L34 76ZM49 78H50V77H49ZM70 78H71V77H70ZM116 78H117V76H116ZM116 78H115V79H116ZM129 78H130V77H129ZM129 78L126 79V80H129ZM3 79H4V78H3ZM14 79H17V78L14 77ZM22 79H21V80H22ZM25 79H23V80H25ZM46 79H47V76H46ZM107 79H108V78H107ZM8 80H7V81H8ZM12 80H13V79H12ZM18 80L20 81V79H17V82H18V83L16 82V80H15V83L19 84V81H18ZM28 80H29V79H28ZM31 80H32V79H31ZM31 80H29V82H31ZM34 80H35V79H34ZM82 80H83V79H82ZM108 80H109V79H108ZM0 81H1V80H0ZM7 81H6V83H7ZM38 81H39V80H38ZM47 81H48V80H47ZM67 81H68V80H67ZM84 81H85V80H84ZM86 81H87V80H86ZM118 81H119V80H118ZM118 81H117V82H118ZM120 81H122V80H120ZM9 82H11V81H9ZM12 82H13V81H12ZM12 82H11V83H12ZM23 82H24V81H23ZM25 82H26V80H25ZM25 82H24V83H25ZM35 82H36V80H35ZM39 82H40V81H39ZM59 82H60V81H59ZM59 82H58V83H59ZM70 82H71V81H70ZM87 82H88V81H87ZM106 82H107V80H106ZM112 82H113V81H112ZM4 83H5V82H4ZM11 83H10V84H11ZM24 83H23V84H24ZM48 83H49V82H48ZM58 83H57V84H58ZM115 83H116V82H115ZM119 83H120V82H119ZM13 84H14V82H13ZM21 84H22V83H21ZM25 84H26V83H25ZM57 84H56V85H57ZM78 84H79V83H78ZM85 84H86V82H85ZM104 84H105V83H104ZM107 84H108V83H107ZM111 84H113V83H111ZM121 84H122V83H121ZM126 84H127V83H126ZM49 85H50V84H49ZM53 85H54V84H53ZM9 86H10V85H9ZM9 86H8V87H9ZM13 86H14V85H13ZM15 86L17 87V90H14V91H19V93H18L19 96L16 97V99H18V101L15 99V100L17 101V102L15 101V102L19 104V108H20V107L23 106L22 103H29V99H28V101H27V98H26L27 96H24V95H23V94H24V90H23V89H25V88H23L22 85H19V89H18V86H17V85H15ZM28 86H30V85L28 84ZM28 86L26 85V87H28ZM37 86H38V85H37ZM40 86H41V85H40ZM70 86H71V85H70ZM73 86H74V85H73ZM104 86H105V85H104ZM107 86H108V85H107ZM107 86H106V87H107ZM1 87H3V85H2ZM8 87H7V89H8ZM16 87H15V88H16ZM32 87H33V86H32ZM75 87H76V86H75ZM85 87H86V86H85ZM115 87H116V86H115ZM127 87H128V86H127ZM3 88H4V87H3ZM5 88H6V87H5ZM13 88H14V87H13ZM39 88H40V87H39ZM43 88H44V90H45V87H43ZM43 88H41V89H43ZM49 88H50V86H49ZM56 88H58V86H57ZM60 88H61V87H60ZM66 88H67V87H66ZM86 88H88V87H86ZM92 88H93V87H92ZM109 88H110V87H109ZM219 88H220V87H219ZM7 89H5V90H7ZM28 89H29V88H28ZM28 89H27V90H28ZM35 89H37V88H35ZM46 89H47V88H46ZM72 89H73V88H72ZM104 89H105V88H104ZM107 89H108V88H107ZM110 89H111V88H110ZM117 89H118V88H117ZM127 89H128V88H127ZM0 90H1V89H0ZM11 90H12V89H10V94H12V93H11V92H12ZM74 90H75V89H74ZM95 90H97V89H95ZM105 90H106V89H105ZM113 90H114V89H113ZM115 90H116V88H115ZM118 90H119V89H118ZM118 90H117V91H118ZM122 90H123V88H122ZM3 91H4V90H3ZM25 91H26V90H25ZM30 91H31V90H30ZM33 91H34V90H33ZM40 91H41V90H40ZM49 91H50V90H49ZM76 91H77V90H76ZM76 91H75V92H76ZM119 91H120V90H119ZM35 92H37V91L35 90ZM38 92H39V91H38ZM43 92H44V91H43ZM46 92H47V91H45V93H46ZM62 92H63V91H62ZM75 92H74V93H75ZM83 92H84V91H83ZM112 92H113V91H112ZM217 92H218V91H217ZM8 93H9V92H7L6 94H8ZM27 93H28V92H27ZM29 93H30V92H29ZM31 93H32V96H33V97H34V94H37V93H34V94H33V92H31ZM41 93H42V92H41ZM48 93H49V92H48ZM55 93H56V92H55ZM59 93H60V92H59ZM78 93H79V91H78L76 94H78ZM86 93H87V92H86ZM92 93H93V92H92ZM101 93H102V92H101ZM103 93H104V92H103ZM147 93H148V92H147ZM203 93H204V92H203ZM206 93H207V92H206ZM215 93H216V92H215ZM1 94L4 95L3 93H1ZM6 94H5V96H6ZM18 94H17V95H18ZM38 94H40V92H39ZM69 94H70V93H69ZM81 94H82V93H81ZM89 94H90V93H89ZM120 94H121V93H120ZM120 94H119V95H120ZM207 94H208V93H207ZM13 95H16V92H15V94L13 93ZM13 95H10V96L13 97ZM17 95H16V96H17ZM43 95H44V94H43ZM62 95H63V94H62ZM64 95H65V94H64ZM83 95H84V94H83ZM106 95H107V94H106ZM113 95H114V94H113ZM115 95H116V94H115ZM119 95H117V97H118ZM30 96H31V94H30ZM30 96H28V98H30ZM32 96H31V97H32ZM69 96H70V95H69ZM90 96H91V95H90ZM90 96H88V98H89ZM108 96H109V95H108ZM219 96H220V95H219ZM33 97H32V99H33ZM35 97H36V96H35ZM35 97H34V99H35ZM41 97H42V96L37 95L36 100L33 99V101H34V102L36 101V103L32 102L33 105H31V103H30V105H28V106H32V107H33L34 104H35V106H36L37 109H38V108L40 107V105H42V104H41V102H42V100H41L42 98H41ZM46 97H49V96H46ZM51 97H52V96H51ZM77 97H78V96H77ZM86 97H87V96H86ZM100 97H101V95H100ZM114 97H115V96H114ZM122 97H123V96H122ZM126 97H127V95H126ZM202 97H203V96H202ZM214 97H215V96H214ZM0 98H1V97H0ZM4 98H5V97H4ZM4 98H3V100H4ZM7 98H9V97L7 96ZM44 98H45V97H44ZM58 98H59V97H58ZM92 98H95V97H92ZM110 98L112 99V97H110ZM13 99H14V98H13ZM53 99H54V98H53ZM67 99H68V98H67ZM90 99H91V98H90ZM100 99H101V98H100ZM185 99H186V98H185ZM43 100H44V99H43ZM51 100H52V99H51ZM54 100H55V99H54ZM69 100H70V99H69ZM122 100H123V99H122ZM149 100H150V99H149ZM196 100H197V99H196ZM1 101H2V100H0V112H2V111L4 110V109H3L4 107H2L3 105H1V103H2ZM46 101L48 102V99H47V100L45 99V102H44V103H47ZM67 101H68V100H67ZM92 101H93V100H92ZM94 101H95V100H94ZM94 101H93V102H94ZM100 101H101V100H99V102H100ZM112 101H113V100H112ZM124 101H125V100H124ZM151 101H152V100H151ZM197 101H198V100H197ZM197 101H196V102H197ZM209 101H210V100H209ZM30 102H31V101H30ZM51 102H52V101H51ZM54 102H55V101H54ZM54 102H53V103H54ZM90 102H91V101H90ZM93 102H92V103H93ZM194 102H195V101H194ZM65 103H67V102H65ZM114 103H115V101H114ZM131 103H133V102H131ZM146 103H147V102H146ZM153 103H154V102H153ZM156 103H157V101H156ZM188 103H189V102H188ZM192 103H193V102H192ZM4 104H5V103H4ZM18 104H17V105H18ZM21 104H22V106H21ZM47 104H48V103H47ZM67 104H68V103H67ZM70 104H72V103H70ZM80 104H81V103H80ZM82 104H83V103H82ZM97 104H98V103H97ZM110 104H111V103H110ZM120 104H121V103H120ZM154 104H155V103H154ZM6 105H8V104L6 103ZM17 105H16V106H17ZM24 105H25V104H24ZM59 105H60V104H59ZM59 105H58V106H59ZM77 105H78V104H77ZM91 105H92V104H91ZM117 105H118V104H117ZM135 105H136V104H135ZM145 105H146V104H145ZM25 106H26V105H25ZM28 106H27V108H28ZM38 106H39V107H38ZM44 106H46V104H45ZM50 106H51V105H50ZM54 106H55V105H54ZM58 106H57V107H58ZM86 106H87V105H86ZM94 106H95V105H94ZM94 106H92V108H93ZM102 106H103V105H102ZM104 106H105V105H104ZM112 106H113V103H112ZM118 106H119V105H118ZM121 106H122V105H121ZM162 106H163V104H162ZM191 106H192V105H191ZM9 107H10V106H8V108H9ZM23 107H24V106H23ZM36 107H35V108H36ZM65 107H66V105H65ZM68 107H69V106H68ZM82 107H83V106H82ZM89 107H91V106H89ZM95 107H96V106H95ZM99 107H100V106H99ZM122 107H123V106H122ZM153 107H155V106H153ZM8 108H7V109H8ZM35 108L33 107V109H35ZM46 108L48 109V107H46ZM80 108H81V107H80ZM96 108H97V107H96ZM104 108H105V107H104ZM110 108H111V107H110ZM165 108H166V106H165ZM20 109H21V108H20ZM29 109H30V107H29ZM29 109H28V110H29ZM37 109H35V112H34V113H36V114H37V112H36ZM39 109L41 110V108H39ZM44 109H45V108H44ZM44 109H43V110H44ZM75 109H76V108H75ZM83 109H85V108H83ZM87 109H89V108H87ZM101 109H102V108H101ZM163 109H164V108H163ZM9 110H10V109H9ZM11 110H13V109L11 108ZM11 110H10V111H11ZM16 110L18 111L17 108H16ZM40 110H39V111H40ZM43 110H42V111H43ZM48 110H49V109H48ZM51 110H52V109H51ZM58 110H59V108H58ZM58 110H57V111H58ZM61 110H62V109H61ZM67 110H68V109H67ZM76 110H78V109H76ZM92 110H93V109H92ZM95 110H96V109H95ZM98 110H99V109H98ZM109 110H110V109H109ZM118 110H119V109H118ZM125 110H126V109H125ZM148 110H149V109H148ZM165 110H166V109H165ZM10 111H9V112H10ZM14 111H15V110H14ZM25 111H26V110H25ZM33 111H34V110H32V112H33ZM74 111H75V110H74ZM80 111H81V110H80ZM93 111H94V110H93ZM93 111H91V112L93 113ZM99 111H100V110H99ZM113 111H114V110H113ZM151 111H152V110H151ZM151 111H150V112H151ZM3 112L5 113L6 110L3 111ZM3 112H2V114H3ZM12 112H13V111H12ZM20 112H22V111H20ZM20 112H19V113H20ZM26 112H27V111H26ZM52 112H53V111H52ZM52 112H50V113H52ZM59 112H60V111H59ZM81 112H82V111H81ZM91 112H90V113H91ZM94 112H95V111H94ZM97 112H98V111H97ZM102 112H104V111H102ZM102 112H101V113H102ZM105 112H106V109H105ZM105 112H104V114H105ZM110 112H111V111H110ZM120 112H121V111H120ZM148 112H149V111H148ZM154 112H155V111H154ZM159 112H160V111H159ZM6 113H8V110H7ZM15 113H16V112H15ZM38 113H39V112H38ZM41 113H42V112H41ZM67 113H70V112H67ZM72 113H73V112H72ZM92 113H91V114H92ZM99 113H100V112H99ZM116 113H117V112H116ZM116 113H115V115H116ZM189 113H190V112H189ZM9 114H10V113H9ZM20 114L23 115L22 113H20ZM27 114H28V112H27ZM43 114L45 115L46 113H43ZM52 114H53V113H52ZM78 114H79V113H78ZM81 114H82V113H81ZM83 114H84V113H83ZM87 114H88V113H87ZM102 114H103V113H102ZM113 114H114V113H113ZM126 114H127V113H126ZM147 114H148V113H147ZM160 114H161V113H160ZM227 114H228V113H227ZM236 114H237V113H236ZM4 115H5V114H4ZM11 115H12V114H11ZM21 115H20V117H21ZM46 115H47V114H46ZM50 115H51V114H50ZM70 115H71V114H70ZM76 115H77V114H76ZM153 115H155V114H153ZM8 116H9V115H8ZM13 116L15 117V115H13ZM23 116H24V115H23ZM30 116H31V115H30ZM33 116H34V115H33ZM35 116H36V115H35ZM64 116H65V115H64ZM85 116H86V115H85ZM89 116H90V115H89ZM91 116H92V115H91ZM93 116H94V114H93ZM93 116H92V118H93ZM100 116H102V115H100ZM105 116H106V114H105ZM112 116H113V115H112ZM116 116H117V115H116ZM2 117H3V116H2ZM4 117H5V116H4ZM25 117H26V116H25ZM25 117H24V118H25ZM37 117H38V116H37ZM45 117H46V116H44V117L42 116L41 119H43V120H41V119H40V120H41V121H44ZM78 117H79V116H78ZM87 117H88V115H87ZM102 117H103V116H102ZM109 117H110V116H109ZM113 117H114V116H113ZM123 117H124V116H123ZM125 117H128V116H125ZM216 117H217V116H216ZM53 118H54V117H53ZM53 118H52V119H53ZM56 118H57V117H56ZM74 118H76V120H78L77 117H74ZM89 118H91V117H89ZM104 118H105V117H104ZM119 118H120V117H119ZM119 118H118V119H119ZM0 119H1V118H0ZM3 119H4V118H3ZM6 119H8V118H6ZM19 119H20V118H19ZM21 119H22V118H21ZM33 119H34V118H33ZM33 119H32V120H33ZM35 119H36V118H35ZM49 119H50V116H49ZM52 119H51V121H52ZM68 119H69V118H68ZM68 119H67V120H68ZM72 119H73V118H72ZM84 119H86V118L84 117ZM128 119H129V118H128ZM240 119H241V118H240ZM16 120H17V119H16ZM16 120H15V121H16ZM37 120H39V119L37 118ZM40 120H39V121H40ZM45 120H46V119H45ZM54 120H55V118H54ZM58 120H59V119H58ZM70 120H71V119H70ZM70 120H69L68 122H70ZM93 120H94V119H93ZM107 120H110V119H107ZM107 120H106V122H107ZM129 120H130V119H129ZM5 121H6V120H5ZM8 121H9V120H8ZM12 121H13V120H12ZM28 121H29V120H28ZM33 121H36V120H33ZM39 121L34 122V124L37 123V122H39ZM63 121H64V120H63ZM73 121H74L75 124H76V121H75V120H73ZM78 121H79V120H78ZM78 121H77V122H78ZM86 121H87V120H86ZM86 121H85V122H86ZM97 121H98V120H97ZM120 121H121V119H120ZM120 121H119V122H120ZM159 121H160V120H159ZM236 121H237V120H236ZM241 121H242V120H241ZM13 122H14V121H13ZM19 122H20V124L22 123L21 121H18V124H19ZM45 122H46V121H45ZM52 122H55V121H52ZM59 122H60V121H59ZM65 122H66V121H65ZM68 122H67V123H68ZM88 122H89V121H88ZM95 122H96V121H95ZM98 122H99V121H98ZM130 122H131V121H130ZM130 122H129V123H130ZM165 122H166V121H165ZM2 123H3V122H2ZM39 123H40V122H39ZM47 123H48V122H47ZM47 123H43V122H41V125L44 124V126H42V127H47V129L49 130L50 125L46 126ZM62 123H63V122H62ZM70 123H72V121H71ZM78 123H79V122H78ZM82 123H83V122H82ZM86 123H87V122H86ZM89 123H90V122H89ZM112 123H113V122H112ZM134 123H135V122H134ZM159 123H161V122H159ZM0 124H1V122H0ZM13 124L17 125L16 123H13ZM22 124H23V123H22ZM49 124H50V123H49ZM91 124H92V123H91ZM97 124H99V123H97ZM104 124H105V123H104ZM108 124H109V123H108ZM188 124H189V123H188ZM214 124H215V123H214ZM27 125L29 126L28 122H27ZM27 125H26V123H25L24 127L27 126ZM52 125H53V124H52ZM68 125H69V124H68ZM71 125H72V124H71ZM73 125H74V124H73ZM93 125H94V124H93ZM109 125H112V126H113V124H109ZM118 125H119V124H118ZM118 125H117V126H118ZM168 125H169V124H168ZM185 125H186V124H185ZM12 126H13V125H12ZM20 126H22V125H19V128H20ZM53 126L55 127V124H54ZM63 126H64V125H63ZM81 126H82V125H81ZM99 126H100V124H99ZM119 126H120V125H119ZM196 126H197V125H196ZM199 126H200V125H199ZM1 127H3V126L1 125L0 128H1ZM5 127H6V126H5ZM5 127H4L3 129H2V128H1V129L4 130ZM8 127H9V126H8ZM24 127H23V129L21 128V129H22V130H20L21 133H23V131H26V130H24ZM35 127L38 128L37 124H35L34 128H35ZM42 127L39 128V129H41L42 132H43V128H42ZM83 127H84V126H83ZM92 127H93V126H92ZM109 127H110V126H109ZM122 127H123V126H122ZM9 128H10V127H9ZM9 128H8V129H9ZM19 128H18V130H19ZM29 128H30V126H29ZM32 128H33V126H32ZM37 128H36V130L38 131ZM51 128H52V127H51ZM51 128H50V130H51L50 133H52L53 135H52V134H49L47 139H49V136L52 135V136H53V137L51 136V137H52V143H53V141H57V143L55 142V144H56L55 147L57 146V148L60 149L61 146H63V143H66V142H64V141L66 140V139H64L65 136L63 137V136L61 135V133H59V132L61 131L60 128H59L60 131H58L57 129L54 128L55 130L58 131L59 134H58V133H55V130H53V129H51ZM62 128H63V127H62ZM86 128H87V127H86ZM113 128H115V127H113ZM120 128H121V127H120ZM220 128H221V126H220ZM224 128H225V127H224ZM241 128H242V127H241ZM1 129H0V130H1ZM6 129H7V128H6ZM12 129H13V128H12ZM27 129H28V128H27ZM47 129H46V130H47ZM64 129H65V128H64ZM74 129H75V128H74ZM83 129H84V128H83ZM83 129H82V130H83ZM102 129H103V128H101V130H102ZM160 129H161V128H160ZM160 129H159V130H160ZM183 129H184V128H183ZM197 129H198V128H197ZM261 129H262V128H261ZM13 130L16 131V129H13ZM29 130H30V129H29ZM36 130H35V131H36ZM48 130H47V133H48ZM89 130H90V129H89ZM91 130H92V129H91ZM97 130H98V129H97ZM104 130H105V129H104ZM114 130H115V129H114ZM125 130H126V129H124V131H125ZM148 130H149V129H148ZM167 130H168V129H167ZM175 130H176V129H175ZM181 130H182V129H181ZM217 130H218V129H217ZM222 130H223V129H222ZM4 131H5V130H4ZM15 131H14V132H15ZM33 131H34V130H33ZM37 131H36V132H37ZM44 131H45V128H44ZM92 131H93V130H92ZM95 131H96V130H95ZM105 131H106V130H105ZM127 131H128V129H127L125 132H127ZM129 131H130V130H129ZM162 131H163V130H162ZM182 131H183V130H182ZM196 131H197V130H196ZM200 131H201V130H200ZM228 131H229V130H228ZM239 131H240V130H239ZM260 131H261V130H260ZM0 132H1V131H0ZM6 132H7V131H6ZM53 132H54V133H53ZM64 132H65V130H64ZM64 132H62V133H64ZM73 132H74V131H73ZM79 132H80V131H79ZM79 132H78V133H79ZM82 132H83V131H82ZM90 132H91V131H90ZM114 132H115V131H114ZM140 132H141V131H140ZM174 132H175V131H174ZM202 132H203V131H202ZM206 132H207V131H206ZM214 132H216V131H214ZM229 132H230V131H229ZM251 132H252V131H251ZM9 133H10V132H9ZM45 133H46V132L43 133L44 137H45V135H46ZM78 133H77V134H78ZM87 133H88V132H87ZM93 133H94V132H93ZM93 133H92V134H93ZM105 133H107V132H105ZM138 133H139V132H138ZM182 133H183V132H182ZM188 133H190V132H188ZM235 133H236V132H235ZM11 134H12V133H11ZM15 134H16V133H15ZM27 134H28V133H27ZM38 134H39V133H38ZM40 134H41V133H40ZM71 134H73V133H71ZM88 134H89V133H88ZM90 134H91V133H90ZM95 134H96V132H95ZM185 134H186V133H185ZM190 134H191V133H190ZM204 134H205V133H204ZM228 134H229V133H228ZM248 134H249V133H248ZM1 135H3L2 132H1ZM18 135H19V134H18ZM21 135H22V134H21ZM29 135H30V134H29ZM65 135H68V133H66ZM78 135H79V134H78ZM82 135H83V134H82ZM96 135H97V134H96ZM107 135H108V134H107ZM146 135H147V134H146ZM158 135H159V134H158ZM160 135H161V134H160ZM162 135H163V134H162ZM211 135H212V134H211ZM5 136H6V134H5ZM5 136H4V137H5ZM19 136H20V135H19ZM24 136H26V135L24 134ZM46 136H47V135H46ZM86 136H87V135H86ZM117 136H118V134H117ZM144 136H145V135H144ZM196 136H197V135H196ZM209 136H210V135H209ZM218 136H219V135H218ZM248 136H249V135H248ZM250 136H251V135H250ZM7 137H8V136H7ZM7 137H6V138H7ZM67 137H68V136H67ZM71 137H72V136H71ZM93 137H94V136H93ZM93 137H92V138H93ZM97 137H98V136H97ZM100 137H101V136H100ZM109 137H110V136H109ZM112 137H113V136H112ZM149 137H150V136H149ZM151 137H152V136H151ZM158 137H159V136H158ZM160 137H161V136H160ZM201 137H202V136H201ZM212 137H214V136H212ZM227 137H228V136H227ZM240 137H241V136H240ZM254 137H255V136H254ZM8 138H9V137H8ZM8 138H7V139H8ZM20 138H21V136H20ZM24 138H25V137H24ZM27 138H29V137H27ZM40 138H41V136H40ZM69 138H70V137H69ZM78 138H79V137H78ZM114 138H115V137H114ZM121 138H122V137H121ZM171 138H172V137H171ZM236 138H237V137H236ZM255 138H256V137H255ZM3 139H4V138H3ZM12 139H13V138H12ZM22 139H23V138H22ZM29 139H30V138H29ZM45 139H46V137H45ZM53 139H54V140H53ZM75 139H77V138H75ZM86 139H87V138H86ZM107 139H108V138H107ZM125 139H126V138H125ZM134 139H135V138H134ZM142 139H143V138H142ZM153 139H154V138H153ZM166 139H167V138H166ZM193 139H194V138H193ZM214 139H215V138H214ZM219 139H220V138H219ZM227 139H228V138H227ZM0 140H1V137H0ZM23 140H25V139H23ZM33 140L35 141V143H34V146H35V144H36V139L33 138ZM33 140H32V141H33ZM68 140H69V139H68ZM81 140H82V139H81ZM92 140H93V139H92ZM97 140H98V139H97ZM146 140H147V139H146ZM146 140H144V141H146ZM156 140H157V139H156ZM175 140H176V139H175ZM224 140H225V139H224ZM224 140H223V141H224ZM11 141H12V140H11ZM13 141H14V140H13ZM39 141H40V140H39ZM70 141H71V140H70ZM94 141H95V140H94ZM111 141H113V139H112ZM136 141H137V140H136ZM142 141H143V140H142ZM168 141H169V140H168ZM235 141H236V140H235ZM254 141H256V140H254ZM254 141H253V142H254ZM6 142H7V141H6ZM6 142H5V143H6ZM16 142H17V141H16ZM37 142H38V141H37ZM44 142H46V140H45ZM50 142H51V141L47 142L46 144L49 143V145H50V144H51ZM67 142H68V141H67ZM75 142H78V141H75ZM79 142H80V141H79ZM79 142H78V143H79ZM81 142H82V141H81ZM100 142H101V141H100ZM102 142H103V141H102ZM123 142H124V141H123ZM133 142H134V141H133ZM146 142H147V141H146ZM156 142H157V141H156ZM174 142H175V141H174ZM220 142H221V141H220ZM224 142H225V141H224ZM256 142H257V141H256ZM12 143H14V142H12ZM24 143H25V142H24ZM41 143H42V142H41ZM69 143H70V142H69ZM72 143H73V142H71V145H72ZM78 143H77V144H78ZM89 143H90V142H89ZM118 143H119V142H118ZM128 143H129V142H128ZM134 143H135V142H134ZM137 143H138V142H137ZM202 143H203V142H202ZM228 143H231V142H228ZM235 143H236V142H235ZM0 144H1V146H3V145H2V142H1ZM21 144H22V143H21ZM32 144H33V142H32ZM32 144H31V145H32ZM39 144H40V143L38 142V144H36V145H39ZM66 144H67V143H66ZM79 144H80V143H79ZM94 144H95V143H94ZM101 144H102V143H101ZM214 144H215V143H214ZM263 144H264V143H263ZM263 144H262V145H263ZM6 145H7V147H8V143H6ZM27 145H29V144H27ZM40 145H41V144H40ZM42 145H43V144H42ZM71 145H70V146H71ZM80 145H81V144H80ZM114 145H115V144H114ZM233 145H234V144H233ZM1 146H0V147H1ZM14 146H15V145H14ZM44 146H45V144H44ZM53 146H54V144H53ZM53 146H52V147H53ZM64 146H65V145H64ZM78 146H79V145H78ZM89 146H90V145L88 144V146H86V147H89ZM253 146H254V144H253ZM49 147H50V146H49ZM59 147H60V148H59ZM79 147H80V146H79ZM79 147H78V149H79ZM97 147H98V146H97ZM136 147H137V146H136ZM2 148H3V147H2ZM11 148H12V147H11ZM16 148H19V147H15V149H16ZM21 148H23V147H21ZM40 148H41V147H40ZM42 148H43V147H42ZM57 148H56V149L54 148V149L57 150ZM62 148H63V147H62ZM68 148H70V147H68ZM72 148H74V147H72ZM80 148H82V145H81ZM83 148H84V146H83ZM89 148H90V147H89ZM125 148H126V147H125ZM125 148H124V149H125ZM245 148H246V147H245ZM260 148H261V147H260ZM0 149H1V148H0ZM31 149H32V148H31ZM50 149H51V148H50ZM76 149H77V148H76ZM90 149H91V148H90ZM90 149H89V150H90ZM93 149H94V148H93ZM93 149H92V152H94V153H95V152H99V151H95V150H97V149H95V150H93ZM143 149H144V148H143ZM209 149H210V148H209ZM243 149H244V148H243ZM2 150H4V149H2ZM5 150H6V149H5ZM16 150H17V149H16ZM19 150H20V148H19ZM23 150L25 151V149H23ZM32 150H33V149H32ZM61 150H62V149H61ZM63 150H65V149H63ZM70 150H71V149H70ZM79 150H80V149H79ZM86 150H87V149H86ZM100 150H102V149H100ZM120 150H121V149H120ZM133 150H134V149H133ZM216 150H217V149H216ZM250 150H251V149H250ZM256 150H257V149H256ZM26 151H27V150H26ZM51 151H52V150H51ZM67 151H68V149H67ZM67 151H66V152H67ZM83 151H84V149L82 150V152L79 151L78 153L83 154ZM106 151H107V150H106ZM134 151H135V150H134ZM174 151H175V150H174ZM195 151H196V150H195ZM207 151H208V149H207ZM213 151H214V150H213ZM218 151H219V150H218ZM218 151H217V152H218ZM233 151H234V150H233ZM243 151H244V150H243ZM10 152H11V151H10ZM32 152H33V151H32ZM66 152H65V153H66ZM102 152H103V150H102ZM141 152H142V151H141ZM219 152H220V151H219ZM2 153H3V152H2ZM8 153H9V152H7L6 154L8 155ZM29 153H31V152H29ZM51 153H52V152H51ZM51 153H50V154H51ZM87 153L89 154L88 150H87ZM100 153H101V151H100ZM100 153H98V154L100 155ZM193 153H194V152H193ZM214 153H216V151H215ZM231 153H232V152H231ZM237 153H238V152H237ZM248 153H249V152H248ZM22 154H23V153H22ZM31 154H32V153H31ZM81 154H80V155H81ZM95 154H96V153H95ZM98 154H97V156H98ZM101 154H102V153H101ZM135 154H136V153H135ZM244 154H246V153H244ZM3 155H5V154H3ZM9 155H10V154H9ZM11 155H12V154H11ZM15 155H17V154H15ZM18 155H19V154H18ZM25 155H26V152H25ZM25 155H24V156H25ZM80 155L77 154L76 156H79V157L82 156L80 159H81V161H82V160L84 161L85 156H84V158H83V155H81V156H80ZM85 155H86V154H85ZM106 155H107V154H106ZM108 155H110V154L108 153ZM125 155H126V154H125ZM127 155H128V154H127ZM201 155H202V154H201ZM212 155H213V154H211V156H212ZM216 155H217V154H216ZM218 155H219V154H218ZM218 155H217V156H218ZM222 155H223V154H222ZM224 155H225V154H224ZM227 155H228V154H227ZM231 155H232V154H231ZM248 155H249V154H248ZM259 155H260V154H259ZM0 156H1V155H0ZM31 156H32V155H31ZM34 156H35V155H34ZM76 156H74V157L76 158ZM97 156L94 155V157H93V155H92V159L95 158V157L97 158ZM101 156H102V155H101ZM131 156H132V155H131ZM4 157H5V156H4ZM8 157H10V156H8ZM8 157H7V158H8ZM12 157H13V156H12ZM22 157H23V156H22ZM35 157H36V156H35ZM79 157H78V158H79ZM86 157H87V156H86ZM90 157H91V154H90ZM108 157H109V156H108ZM110 157H111V156H110ZM207 157H208V156H207ZM215 157H216V156H215ZM223 157H224V156H223ZM246 157H247V156H246ZM0 158H1V157H0ZM17 158H18V157H16V159H17ZM26 158H27V155H26ZM30 158H31V157H30ZM58 158H59V157H58ZM75 158H74V160H75ZM78 158H77V159H78ZM88 158H89V156H88ZM98 158H99V157H98ZM105 158H106V157H105ZM187 158H188V157H187ZM192 158H193V156H192ZM195 158H196V157H195ZM210 158H211V157H210ZM210 158H209V159H210ZM213 158H214V156H213ZM252 158H253V157H252ZM257 158H258V157H257ZM1 159L3 160V156H2ZM11 159H12V158H11ZM19 159H20V158H19ZM33 159H34V158H33ZM52 159H54V157H53ZM52 159H51V160H52ZM80 159H78V160H80ZM86 159H87V158H86ZM86 159H85V160H86ZM107 159H109V158H107ZM203 159H204V157H203ZM209 159H208V160H209ZM216 159H217V158H216ZM225 159H226V158H225ZM233 159H234V158H233ZM259 159H260V158H259ZM6 160L8 161L9 159H6ZM26 160H27V159H26ZM30 160H31V159H30ZM39 160H40V159H39ZM47 160H48V158H47ZM49 160H50V159H49ZM51 160H50V161H51ZM63 160H64V159H63ZM63 160H62V161H63ZM66 160H67V159H66ZM68 160H69V159H68ZM72 160H73V158H72ZM105 160H106V159H105ZM197 160H198V159H197ZM197 160H196V161H197ZM234 160H235V159H234ZM236 160H237V159H236ZM248 160H249V159H248ZM253 160H254V159H253ZM262 160H263V159H262ZM12 161H13V159H12ZM18 161H19V160H18ZM22 161H23V160H22ZM33 161H34V160H33ZM35 161H36V160H35ZM57 161H58V160H57ZM76 161H77V160H76ZM76 161H75V162H76ZM88 161H89V160H87V162H88ZM92 161H93V160H92ZM96 161H97V160H96ZM96 161H95V163H93V166H92V167H90V166H88V165H87L88 168H84L85 166L83 167V169L86 170L85 172H87V169H88V171H90V173L92 174V175H91L92 178H93V176H94V180L92 179L93 181H96V180H97L96 177L99 178V177H100V174H101V175L104 174V173H102L101 171H103L104 169H106V168H102V167H101L100 164H102V163L99 164V163L97 162V163L99 164V165H98V164L96 163ZM98 161L100 162V159H99ZM114 161H116V160H114ZM204 161H205V160H204ZM204 161H203V163H204ZM212 161H213V160H212ZM229 161H230V160H229ZM229 161H228V162H229ZM241 161H242V160H241ZM243 161H244V160H243ZM263 161H264V160H263ZM263 161H262V162H263ZM29 162H30V161H29ZM36 162H37V161H36ZM36 162H35V163H36ZM40 162H41V161H40ZM55 162H56V161H55ZM60 162H61V161H60ZM87 162H85V163L83 162V163L86 164ZM109 162H112V160L109 161ZM206 162H207V161H206ZM209 162H210V161H209ZM215 162H216V161H215ZM218 162H219V161H218ZM228 162H227V163H228ZM230 162H231V161H230ZM253 162H255V161H253ZM256 162L258 163V161H256ZM260 162H261V161H260ZM262 162H261V163H262ZM4 163H5V162H4ZM10 163H11V162H10ZM10 163H7V164H10ZM25 163H27V162H25ZM30 163H31V162H30ZM32 163H33V162H32ZM51 163H52V162H51ZM89 163H90V162H89ZM89 163H88V164H89ZM105 163H106V162H105ZM113 163H114V162H113ZM211 163H212V162H211ZM211 163H210V164H211ZM223 163H224V162H223ZM2 164H3V163H1V166H2ZM5 164H6V163H5ZM12 164H14V162H12ZM16 164H17V162H16ZM40 164H41V163H39V165H40ZM45 164H46V163H45ZM76 164H78V163L76 162ZM79 164H80V163H79ZM90 164H91V163H90ZM103 164H104V163H103ZM125 164H126V163H125ZM210 164H209V165H210ZM213 164H214V163H213ZM219 164H221V163H219ZM239 164H240V162H239ZM18 165L20 166V163H19ZM28 165H29V164H28ZM54 165H55V163H54ZM80 165H81V164H80ZM211 165H212V164H211ZM214 165H215V164H214ZM214 165H213V166H214ZM226 165H227V164H226ZM241 165H242V164H241ZM257 165H258V164H257ZM3 166H4V164H3ZM42 166H43V165H42ZM60 166H61V165H60ZM60 166H59V167H60ZM103 166H104V165H103ZM108 166H110V165H108ZM113 166H114V165H113ZM219 166H220V165H219ZM230 166H231V165H230ZM242 166H244V165H242ZM259 166H260V165H259ZM4 167H5V166H4ZM4 167H2V168L4 169ZM7 167H9V166H7ZM10 167H12V165H11ZM23 167H24V166H22V168H23ZM34 167H35V166H34ZM39 167H40V166H39ZM78 167H79V166H78ZM81 167H82V166H81ZM81 167H80V168H81ZM106 167H107V166H106ZM226 167H227V166H226ZM253 167H254V166H253ZM262 167H263V166H262ZM15 168H17V167L15 166ZM18 168H19V167H18ZM42 168H44V166H43ZM45 168H46V167H45ZM50 168H51V167H50ZM54 168H55V167H54ZM71 168H73V167H71ZM197 168H198V167H197ZM202 168H203V167H202ZM204 168H205V167H204ZM204 168H203V169H204ZM212 168H213V167H212ZM216 168H217V167H216ZM223 168H224V166H223ZM236 168H237V167H236ZM260 168H261V167H260ZM23 169H24V168H23ZM25 169H26V167H25ZM57 169H58V168H57ZM91 169H93V170H91ZM101 169H103V170H101ZM108 169H110V167H109ZM112 169H113V168H112ZM112 169H110V170H112ZM165 169H166V168H165ZM217 169H218V168H217ZM220 169H221V166H220ZM232 169H233V168H232ZM243 169H244V167H243ZM252 169H256V166H255V168H252ZM10 170H12V168H10ZM13 170H14V169H13ZM20 170H22V169L20 168ZM28 170H29V169H28ZM35 170H36V169H35ZM44 170H45V169H44ZM49 170H50V169H49ZM106 170H107V169H106ZM212 170H214V168H213ZM226 170H227V169H226ZM234 170H235V169H234ZM241 170H242V168H241ZM2 171H4V170H2ZM2 171H1V173H2ZM37 171H38V170H37ZM62 171H64V170H62ZM81 171H82V168H81ZM81 171H80V172H81ZM91 171H92V172H91ZM113 171H114V170H112V172H113ZM117 171H118V170H117ZM161 171H162V170H161ZM252 171H253V170H252ZM252 171H251V172H252ZM11 172H12V171H10V174H11ZM13 172H15V171H13ZM13 172H12V174H13ZM18 172H19V171H17V173H18ZM20 172H21V171H20ZM24 172H25V171H24ZM24 172H23V174H24ZM33 172H34V171H33ZM41 172H42V169H41ZM45 172H46V170H45ZM45 172H44V173H45ZM52 172H53V171H52ZM103 172H104V171H103ZM105 172H106V171H105ZM112 172H111V174H112ZM217 172H218V171H217ZM247 172H248V169H247ZM249 172H250V171H249ZM251 172H250V173H251ZM256 172H258V171H256ZM256 172H255V170H254V171L252 172V176H254V178H255L256 180H257V179H259L260 181L262 180L261 183L263 182V183H262V185H263V184H264V175H261L259 172H258V173H259V174H258V173H256ZM7 173H9V172H7ZM17 173H16V174H17ZM36 173H37V172H36ZM42 173H43V172H42ZM42 173H41V174H42ZM46 173H47V172H46ZM48 173H49V172H48ZM66 173H67V172H66ZM76 173H78V172H76ZM82 173H83V172H82ZM82 173H81V174H82ZM90 173H89V174H90ZM109 173H110V172H109ZM113 173L115 174V172H113ZM163 173H164V172H163ZM215 173H216V172H215ZM223 173H224V172H223ZM240 173H241V172H240ZM20 174H22V173H20ZM20 174H19V175H20ZM23 174H22V175H23ZM37 174H38V173H37ZM39 174H40V172H39ZM81 174H80V175H81ZM84 174H85V173H84ZM105 174H106V173H105ZM105 174H104V175H105ZM111 174H110V175H111ZM130 174H131V173H130ZM136 174H137V173H136ZM206 174H207V172H206ZM220 174H221V173H220ZM230 174H231V172H230ZM246 174H247V173H246ZM7 175H8V174H7ZM25 175H26V174H25ZM46 175H47V174H46ZM80 175H79V178H80ZM82 175H83V174H82ZM107 175H109V174H108V171H107ZM139 175H140V174H139ZM232 175H233V174H232ZM234 175H235V174H234ZM249 175H250V174H249ZM15 176L17 177V175H15ZM34 176H35V174H34ZM42 176H44V175H42ZM75 176H76V175H75ZM83 176H84V175H83ZM102 176H103V175H102ZM118 176L120 177V175H118ZM216 176H217V175H216ZM220 176H221V175H220ZM224 176H225V175H224ZM224 176H223V177H224ZM235 176H236V175H235ZM242 176H243V175H242ZM252 176H251V177H252ZM4 177L6 178V176H4ZM28 177H29V176H28ZM45 177L47 178V176H45ZM81 177H82V176H81ZM84 177L86 178V174H85ZM87 177H88V176H87ZM105 177H106V178H105ZM105 177H103L105 181H106V180L108 181L109 178H111V176H109V178H107L106 175H105ZM116 177H117V176H116ZM119 177H118V178H119ZM165 177H166V176H165ZM217 177H218V176H217ZM227 177H228V176H227ZM246 177H247V176H246ZM13 178H14V176H13ZM23 178H24V175H23ZM23 178H21V179H23ZM26 178H27V176H26ZM26 178L23 179V180H26ZM33 178H34V177H33ZM41 178H42V177H41ZM43 178H44V177H43ZM46 178H45V179H46ZM66 178H67V177H66ZM85 178H84V179H85ZM112 178L114 179V177H112ZM112 178H111V179H112ZM121 178H122V177H121ZM131 178H132V177H131ZM215 178H216V177H215ZM225 178H226V177H225ZM235 178H236V177H235ZM238 178H239V177H238ZM249 178H250V177H249ZM7 179H8V178H7ZM11 179H12V178H11ZM21 179H20V180H21ZM31 179H32V178H31ZM31 179H30V180H31ZM39 179H40V176H39ZM62 179H63V178H62ZM80 179H81V178H80ZM80 179H79V180H80ZM88 179H90V176H89ZM88 179L86 178V181H87ZM99 179H101V181H102V177L99 178ZM99 179H98V180H99ZM113 179H112V181H114ZM123 179H124V178H123ZM199 179H200V178H199ZM220 179H221V178H220ZM240 179H241V178H240ZM247 179H248V178H247ZM13 180H15V178H14ZM13 180H12V182H13ZM16 180H18V179H16ZM23 180H21V182H22ZM30 180H29V181H30ZM35 180H36V179H35ZM42 180H43V179H42ZM47 180H48V179H47ZM55 180H56V179H55ZM90 180H91V179H90ZM92 180H91V181H92ZM116 180H117V179H116ZM118 180H119V179H118ZM133 180H135V179H133ZM207 180H208V179H207ZM211 180H212V179H211ZM227 180H228V179H227ZM259 180H257V181L259 182ZM0 181H1V180H0ZM4 181H5V180H4ZM8 181H9V180H8ZM27 181H28V180H27ZM62 181H63V180H62ZM75 181H76V180H75ZM83 181H84V180H83ZM91 181H90V182H91ZM124 181H125V180H124ZM177 181H178V180H177ZM217 181H218V180H217ZM220 181H221V180H220ZM229 181H230V180H229ZM6 182H7V181H6ZM6 182H4V183L7 184ZM17 182H18V181H16V183H17ZM25 182H26V181H25ZM35 182H36V181H35ZM35 182H34V183H35ZM50 182H51V181H50ZM53 182H54V181H53ZM55 182H56V181H55ZM55 182H54V183H55ZM65 182H66V181H65ZM68 182H69V181H68ZM116 182L118 183V181H116ZM116 182H114V183H116ZM120 182H121V181H120ZM120 182H119V183H120ZM125 182H126V181H125ZM125 182H123V183L125 184ZM131 182H132V181H131ZM208 182H209V181H208ZM245 182H246V181H245ZM4 183H3V184H4ZM23 183H24V181H23ZM26 183H28V182H26ZM36 183L38 184V181H37ZM45 183H46V180H45ZM47 183H48V182H47ZM56 183H59V182H56ZM80 183H81V182H80ZM80 183H79V184H80ZM96 183H97V181H96ZM96 183L94 182V184H96ZM107 183H108V182H107ZM107 183H106V184H107ZM110 183H111V182H110ZM121 183H122V182H121ZM126 183H127V182H126ZM214 183H215V182H214ZM225 183H226V182H225ZM227 183H228V182H227ZM236 183H237V182H236ZM236 183H235V184H236ZM239 183H240V180H239ZM249 183H250V182H249ZM261 183H260L259 185H261ZM0 184H1V182H0ZM40 184H41V183H40ZM48 184H51V183H48ZM48 184H47V185H48ZM52 184H53V183H52ZM63 184H64V183H63ZM74 184L76 185V183H74ZM97 184H99V183H97ZM148 184H149V183H148ZM148 184H147V185H148ZM196 184H197V183H196ZM211 184H212V183H211ZM215 184H216V183H215ZM251 184H252V183H251ZM253 184H254V183H253ZM22 185H23V184H22ZM25 185L27 186L26 188H28V185H27V184H25ZM43 185H44V183H43ZM75 185H74V186H75ZM91 185H92V187H93L92 182H91ZM91 185H90V186H91ZM101 185H102V184H101ZM109 185H110V184L108 183V186H109ZM111 185H113V183H111ZM118 185L121 186V184H118ZM128 185H129V183H128ZM132 185H133V184H132ZM142 185H143V184H142ZM150 185H151V184H150ZM236 185H237V184H236ZM239 185H241V184H239ZM247 185H248V183L246 182V184H245L246 187H245V186H244V187L242 186V187H240V188L238 187V188H239V191H240L239 194H240V195L242 194V197H241V198H243L242 200H244V201L246 202L245 205H246V206L248 205L249 208H250V207L255 208V209H252V210H256L258 215H259V213H261V214L264 213V206L262 205V204H263L262 201H264V199H263V200L261 199L262 196H261L260 193L258 192V191H260L261 189H260V190H257V189H256V190H257V193H258L259 195H255L256 192H255V194L252 193V191H253V189H254L255 187H254V188H251L252 191H250V190H249L250 188H247ZM254 185H255V184H254ZM2 186H3V187H2V191H3V190H4L3 188H4V187L6 188V186H4V185H2ZM17 186H18V185H17ZM17 186H16V187H17ZM45 186H46V185H45ZM51 186H52V185H50V187H51ZM59 186H60V185H59ZM63 186H64V185H63ZM85 186H87V185H85ZM85 186H84V188H86ZM90 186H89V187H90ZM114 186H115V189L119 188V187L116 188V184H114ZM130 186H131V185H130ZM134 186H135V185H134ZM148 186H149V185H148ZM148 186H147V187H148ZM198 186H199V185H198ZM203 186H204V185H203ZM210 186H211V185H210ZM216 186H220V185H216ZM252 186H253V185H252ZM257 186H258V185H257ZM263 186H264V185H263ZM14 187H15V186H14ZM18 187H20V186H18ZM18 187H17V188H18ZM21 187H22V186H21ZM31 187H32V186H31ZM31 187L29 186V189H32ZM43 187H44V186H43ZM43 187H41V185H39V187L37 186V188H40V189H41V188L43 189ZM56 187H58V186H56ZM69 187H70V186H69ZM81 187H82V186H80V188H81ZM92 187H90V188H92ZM109 187H110V186H109ZM123 187H124V185H123ZM138 187H139V186H138ZM200 187H201V186H200ZM207 187H208V186H207ZM221 187H222V186H221ZM248 187H249V185H248ZM0 188H1V187H0ZM26 188H25V189H26ZM44 188H45V187H44ZM46 188H49V187H46ZM74 188H75V187H74ZM84 188H83V190H85ZM105 188H106V186H105ZM111 188H112V186H111ZM111 188H108V189H111ZM113 188H114V187H113ZM121 188H122V186H121ZM128 188H129V187H128ZM132 188L134 189V188H136V187H132ZM197 188H198V187H197ZM232 188H233V187H232ZM235 188H236V187H235ZM241 188H242V190H241ZM12 189H13V188H12ZM12 189H11V190H12ZM15 189H16V188H15ZM15 189H14V190H15ZM29 189H28V191H31V190H29ZM33 189H34V187H33ZM35 189H36V188H35ZM49 189H50V188H49ZM62 189H63V188H62ZM76 189H78V188L76 187ZM76 189H73V188H72V190L77 191ZM92 189H93V188H92ZM92 189H90V190H92ZM95 189H96V186H95ZM98 189H99V190H100V189H101V190H104V188H102V187L100 188V186H98ZM108 189H107V190H108ZM122 189H123V188H122ZM146 189H147V188H146ZM203 189H204V188H203ZM229 189H230V188H229ZM236 189H237V188H236ZM9 190H10V189H9ZM16 190H17V189H16ZM23 190H24V188H23ZM23 190H22V191H23ZM38 190H39V189H38ZM58 190H59V189H58ZM80 190H82V189H80ZM90 190H89V192H90ZM93 190H94V189H93ZM96 190H97V189H96ZM101 190H100V191H101ZM105 190H106V189H105ZM111 190L114 192V189H111ZM111 190H110V191H111ZM125 190H126V187H125V189L123 190V192H124ZM135 190H137V189H135ZM148 190H149V189H148ZM148 190H147V191H148ZM153 190H154V189H153ZM199 190H201V189H199ZM210 190H211V189H210ZM220 190H221V189H220ZM224 190H226V189H224ZM227 190H228V189H227ZM233 190H234V189H233ZM2 191H0V192L3 194ZM6 191H7V190H6ZM28 191H27V192H28ZM32 191H33V190H32ZM34 191H35V190H34ZM47 191H48V189H47ZM50 191H51V189L49 190V194H50ZM87 191H88V187H87ZM108 191H109V190H108ZM115 191H116V190H115ZM117 191H118V189H117ZM117 191H116V192H117ZM119 191H120V190H119ZM128 191H129V189H128ZM128 191H127L126 193H128ZM133 191H134V190H133ZM133 191H132V192H133ZM137 191H138V190H137ZM137 191H136V192H137ZM147 191H146V192H147ZM150 191H151V190H150ZM202 191H203V190H202ZM207 191H208V190H207ZM222 191H223V190H222ZM229 191H230V190H229ZM262 191H263V190H262ZM9 192H10V191H9ZM16 192H17V191H16ZM24 192H25V190H24ZM24 192H23V193H24ZM44 192H45V191H44ZM78 192H79V191H78ZM93 192L96 193L95 190H94ZM97 192L99 193V191H97ZM129 192H130V193H128L129 196H128V195H127V196H128V197H130V196H131V197H134V196L131 195V194H133V193L131 192V189H130ZM136 192H135V194H136ZM139 192H140V191H139ZM139 192H137V195L140 194ZM144 192H145V191H144ZM218 192H219V191H218ZM218 192H217V193H218ZM235 192H236V191H233V193H234L235 196L233 195V193H232V195L235 197V199H237V198H236L237 196H236ZM263 192H264V191H263ZM263 192H262V193H263ZM21 193H22V192H21ZM32 193H33V192H32ZM32 193H29L30 196H31ZM35 193H36V192H35ZM37 193H39L38 196H40V192L37 191ZM42 193H43V191H42ZM42 193H41V194H42ZM51 193L53 194V192H51ZM60 193H61V192H60ZM80 193H84V192L81 191ZM100 193H102V192H100ZM103 193H104V191H103ZM107 193H108V192H107ZM126 193H125V194H126ZM167 193H168V192H167ZM170 193H171V192H170ZM198 193H199V192H198ZM202 193H203V192H202ZM213 193H214V192H213ZM225 193H226V192H225ZM2 194H1V195H2ZM8 194H9V193H8ZM67 194L70 195L69 193H67ZM75 194H76V193H75ZM89 194H90V193H89ZM143 194H144V193H143ZM199 194H200V193H199ZM199 194H198V195H199ZM205 194H206V193H205ZM223 194H224V193H223ZM229 194H231V193H229ZM237 194H238V190H237ZM239 194H238V195H239ZM252 194H254V195H252ZM3 195H4V194H3ZM3 195H2V196H3ZM23 195H25V194H23ZM27 195H28V194H27ZM27 195H25V196H27ZM63 195H64V194H63ZM87 195H88V193H87ZM87 195H85V196H87ZM91 195H92V194H91ZM94 195H95V194H94ZM106 195H107V194H106ZM113 195H114V194H113ZM123 195H124V193H123ZM123 195H122V196H123ZM137 195H135V198L138 199V201H140V199H139L140 197H141V200L143 199V197H142L143 195L140 194V197H139V195H138L139 198L136 197ZM147 195H148V194H147ZM152 195H153V194H152ZM208 195H209V194H208ZM232 195H231V196H232ZM16 196H17V195H16ZM21 196H22V195H21ZM28 196H29V195H28ZM34 196H37V195H34ZM34 196H31L30 198L32 199V198H34ZM42 196H44V195L42 194ZM42 196H41V197H42ZM49 196H50V195H49ZM51 196H52V195H51ZM51 196H50V197H51ZM59 196H60V195H59ZM75 196H76V195H75ZM75 196H73V197H75ZM77 196H78V194H77ZM83 196H84V195H83ZM88 196H89V195H88ZM119 196H120V195H118L117 197L119 198ZM127 196L124 195V199H125V197H127ZM200 196H201V195H200ZM229 196H230V195H229ZM254 196H255V197L257 196L256 198H257V199L259 198V200L257 201L256 198H254ZM260 196H261V198H260ZM64 197H65V195H64ZM71 197H72V196H71ZM101 197H102V196H101ZM103 197H104V196H103ZM105 197H106V196H105ZM115 197H116V194H115ZM144 197H145V195H144ZM161 197H162V196H161ZM206 197H207V196H206ZM208 197H209V196H208ZM225 197H226V195H225ZM234 197H233V198H234ZM5 198H7V197H5ZM10 198H11V197H10ZM14 198H15V197H14ZM16 198H17V197H16ZM19 198H20V197H19ZM19 198H18V201H19L20 199H22L23 197L20 198V199H19ZM24 198H26V197H24ZM27 198H28V197H27ZM27 198H26V199H27ZM30 198H29V199H30ZM35 198H36V197H35ZM47 198L49 199L48 196H47ZM47 198H46V200H47ZM54 198H55V197H54ZM54 198H53V199H54ZM60 198H61V197H60ZM83 198H85V197H83ZM91 198H92V197H91ZM98 198H99V197H98ZM121 198H122V197H121ZM165 198H166V197H165ZM199 198H200V197H199ZM204 198H205V197H204ZM204 198H203V199H204ZM229 198H230V197H229ZM239 198H240V196H239ZM12 199H13V198H12ZM38 199H39V198H36V200H38ZM53 199L51 200L52 203H53ZM86 199H87V198H86ZM94 199H95V198H94ZM96 199H97V198H96ZM99 199H100V198H99ZM101 199H102V198H101ZM124 199H123V200H124ZM129 199H130V198H129ZM132 199L134 200V198H132ZM145 199H147V198L145 197ZM145 199H144V200H145ZM214 199H215V198H214ZM223 199H224V198H223ZM230 199H232V198H230ZM230 199H229V200H230ZM260 199H261V200H260ZM27 200H28V199H27ZM41 200H42V199H41ZM41 200H39V201H41ZM43 200H44V199H43ZM46 200H45V202H47ZM79 200H80V199H79ZM89 200H90V199H89ZM92 200H93V199H92ZM97 200H98V199H97ZM104 200H105V199H104ZM106 200H107V199H106ZM123 200H122V201L118 200V201H120V203L126 201V200H124V201H123ZM133 200H131V201H133ZM147 200H148V199H147ZM161 200H163V199H161ZM197 200H198V199H197ZM207 200H208V199H207ZM207 200H205V201H207ZM220 200H221V199H220ZM232 200H233V199H232ZM0 201H1V197H0ZM4 201H5V199H4ZM10 201H11V200H9V202H10ZM15 201H16V199H15ZM20 201H26V200L22 199V200H20ZM29 201H31V200H29ZM29 201H28V202H29ZM49 201H50V200H49ZM82 201H83V199H82ZM108 201H109V199H108ZM118 201H117V202H118ZM128 201H129V200H128ZM135 201H137V200H135ZM150 201H151V200H150ZM150 201H149V200L147 201V202H149L148 204H146V202L144 203V201H142V204L144 203V204H146V206H149V204L151 203V205H152V201H151V202H150ZM202 201H203V200H202ZM210 201H211V200H210ZM221 201H222V200H221ZM244 201H241V202H244ZM259 201H261V202H259ZM32 202L35 203L36 201H35V200H32L31 203H32ZM37 202H38V201H37ZM42 202H43V201H42ZM42 202H41V203H42ZM45 202L42 203V204H45ZM56 202H57V201H56ZM61 202H64V200L61 201ZM95 202H96V201H95ZM97 202H98V201H97ZM106 202H107V201H106ZM126 202H127V201H126ZM126 202H125V203H126ZM225 202H226V201H225ZM239 202H240V201H239ZM239 202H238V204H239ZM3 203H5V202H3ZM13 203H14V202H13ZM15 203H16V205H17V202H15ZM19 203H20V202H19ZM31 203H30V204H31ZM48 203H49V205L51 206L50 202H48ZM69 203H70V202H69ZM88 203H89V202H88ZM90 203H91V202H90ZM100 203H101V202H100ZM104 203H105V202H104ZM111 203H112V202H111ZM125 203H124V204H125ZM131 203H132V202H131ZM138 203H139V202H138ZM140 203H141V202H140ZM219 203H220V202H219ZM236 203H237V200H236ZM259 203H260V204H259ZM261 203H262V204H261ZM9 204H10V203H9ZM20 204H21V203H20ZM20 204L18 205L19 208H20ZM28 204H29V203H28ZM53 204L55 205V203H53ZM56 204H57V203H56ZM59 204H63V203H60V202H59ZM59 204L57 205L58 208L60 207ZM97 204H98V203H97ZM136 204H137V203H136ZM188 204H189V203H188ZM204 204H205V203H204ZM221 204H222V203H221ZM229 204H231V203H229ZM238 204H237V205H238ZM11 205H12V203H11ZM11 205H10V206H11ZM13 205H14V204H13ZM23 205H24V206H23ZM32 205H33V204H32ZM37 205H39V204H37ZM63 205H65V204H63ZM69 205H70V204H69ZM89 205H90V204H89ZM134 205H135V204H134ZM202 205H203V204H202ZM206 205H207V204H206ZM214 205H216V204H214ZM224 205H225V204H224ZM226 205H227V203H226ZM232 205H233V204H232ZM235 205H236V204H235ZM240 205H241V204H240ZM6 206H7V205H6ZM6 206H5V207H6ZM21 206H23L22 208H24V210H25V209L27 210V208L25 207L26 205L24 204V202H23V204H22ZM27 206H28V205H27ZM40 206H41V204H40ZM42 206H43V207H42L41 209L43 210V208H45V206H46V208L48 207V204L45 205V206H44V205H42ZM50 206H49V208H50ZM55 206H56V205H55ZM82 206H83V205H82ZM120 206H124V205L120 204ZM140 206H142V205L140 204ZM143 206H144V205H143ZM146 206H145V207H146ZM154 206H155V205H154ZM161 206H162V205H161ZM163 206H164V205H163ZM163 206H162V208H163ZM183 206H184V204H183ZM227 206H228V205H227ZM241 206H242V205H241ZM248 206H247V207H248ZM2 207H3V206H2ZM14 207H15V206H14ZM29 207H30V206H28V208H29ZM51 207L53 208V205H52ZM72 207H73V206H72ZM117 207H118V206H117ZM129 207H130V206H129ZM129 207H128V208H129ZM149 207H150V206H149ZM196 207H197V206H196ZM196 207H195V209H194V208H193V205H192V208H193V209H191V211H192V210H196ZM202 207H204V206H202ZM207 207H208V206H207ZM207 207H206V209H207ZM228 207H229V206H228ZM232 207L234 208V206H232ZM247 207H246V208H247ZM7 208H8V206H7ZM15 208H17V207H15ZM15 208H14V209H15ZM19 208H17V209H19ZM30 208H31V210H32V207H30ZM30 208H29V210H30ZM33 208H35V210H36V204H35V207L33 206ZM46 208H45V211H46V212H48V211H50V210L52 209V208H50V210L47 211ZM58 208H57V209H58ZM61 208H62V206H61ZM105 208H106V207H105ZM109 208H110V207H109ZM109 208H108V209H109ZM135 208H136V207H134V209H135ZM138 208H139V207H138ZM138 208H136V209H138ZM155 208H156V207H155ZM183 208H185V207H183ZM222 208H223V207H222ZM230 208H231V207H230ZM239 208H240V207H239ZM2 209H4V208H2ZM14 209H13V210H14ZM20 209H21V208H20ZM39 209H40V208L38 207V210H39ZM41 209H40V211H41ZM54 209L56 210L55 207H54ZM66 209H67V208H66ZM92 209H93V208H92ZM95 209H96V208H95ZM124 209H125V208H124ZM142 209H143V208H142ZM142 209H141V211H142ZM144 209H145V208H144ZM149 209H151V208H149ZM167 209H168V208H167ZM6 210H7V209H6ZM10 210H11V207H10ZM10 210H9V212H10ZM24 210H23V211H24ZM38 210H37V211H38ZM62 210H65V208L63 207ZM109 210H110V209H109ZM153 210H154V209H153ZM162 210H163V209H162ZM165 210H166V209H165ZM165 210H164V211H165ZM183 210H184V209H183ZM215 210H216V209L214 208V211H215ZM232 210H233V209H232ZM249 210H251V209H249ZM0 211H2V210L0 209ZM7 211H8V210H7ZM7 211H5V212L7 213ZM19 211H20V210H19ZM33 211H34V210H32V211H30V212H28V213H33ZM43 211H44V210H43ZM43 211H42V212H43ZM45 211H44V212H45ZM51 211H53V209H52ZM101 211H102V209H101ZM125 211H126V210H125ZM130 211H131V210H130ZM136 211H137V210H136ZM147 211H148V209H147ZM149 211L151 212L152 210H149ZM154 211H155V210H154ZM158 211H159V210H158ZM180 211H181V210H180ZM184 211H185V210H184ZM204 211H206V210H203V212H204ZM208 211H209V209H208ZM218 211H219V210H218ZM239 211H240V210H239ZM17 212H18V211H17ZM26 212H27V211H26ZM35 212H36V211H35ZM35 212H34V214H36ZM38 212H39V211H38ZM42 212H40V213H42ZM44 212H43V213H44ZM63 212H64V211H63ZM104 212H105V211H104ZM114 212H115V211H114ZM116 212H117V211H116ZM116 212H115V214H116ZM137 212H138V211H137ZM144 212H145V211H144ZM170 212H171V211H170ZM172 212H174V211H172ZM175 212H176V211H175ZM175 212H174V213H175ZM187 212H188V206H187ZM193 212H194V211H192V214L195 213V212H194V213H193ZM198 212H199V211H198ZM201 212H202V211H201ZM227 212H228V211H227ZM230 212H231V211H230ZM234 212H235V211H234ZM249 212H250V211H249ZM253 212H254V211H253ZM14 213H15V212H14ZM23 213H25V212H23ZM23 213H21V214H23ZM61 213H62V212H61ZM61 213H60V215H61ZM69 213H70V211H69ZM145 213H147V212H145ZM151 213H154V214L156 215L155 217L160 216V214H159L158 212H157V213H155V212H151ZM151 213H149V214L151 215ZM204 213H206V212H204ZM211 213H212V212H211ZM218 213H219V212H217V214H218ZM9 214H10V213H9ZM9 214H8V215H9ZM25 214H26V213H25ZM48 214H49V213H48ZM48 214H46V215L48 216ZM53 214H54V213H53ZM63 214H64V213H63ZM65 214H66V213H65ZM70 214H71V213H70ZM70 214H69V215H70ZM87 214H88V213H87ZM102 214H103V213H102ZM104 214H106V213H104ZM115 214H114V215H115ZM132 214H133V213H132ZM135 214H136V213H135ZM135 214H134V215H135ZM142 214H143V213H142ZM149 214H148V215H149ZM172 214H173V213H172ZM180 214H182V212H181ZM185 214H187L186 211H185ZM185 214H184V215H185ZM190 214H191V213H190ZM196 214H197V213H196ZM227 214H228V213H227ZM227 214H226V215H227ZM236 214H237V213H236ZM261 214H260V215H261ZM1 215H2V214H1ZM19 215H20V214H19ZM27 215H28V214H27ZM39 215H40V214H39ZM43 215H44V214H43ZM43 215H42V216H43ZM137 215H138V214H137ZM140 215H141V214H140ZM144 215H147V214H144ZM150 215H149V216H150ZM161 215H162V214H161ZM163 215H164V214H163ZM175 215H176V214H175ZM175 215H174V216H175ZM178 215H179V212H178V214H177V219H178ZM182 215H183V214H182ZM187 215L189 216V212H188ZM198 215H199V214H198ZM200 215H201V214H200ZM214 215H215V214H214ZM220 215H221V213H220ZM243 215H244V214H242L241 216H243ZM248 215H249V214H248ZM255 215H256V214H255ZM10 216L12 217L11 214H10ZM10 216H9V217H10ZM22 216L24 217V215H22ZM25 216H26V215H25ZM34 216H35V215H34ZM37 216H38V215H37ZM42 216L40 215V217L44 219V217H42ZM49 216H50V215H49ZM52 216H53V215H52ZM52 216H51V217H52ZM56 216H57V215H56ZM56 216H55V217H56ZM89 216H90V215H89ZM98 216H99V215H98ZM102 216H103V215H102ZM116 216H117V215H116ZM141 216H143V215H141ZM141 216H140V217H141ZM169 216H172L171 213H170ZM169 216H168V217H169ZM180 216H181V215H179V220H180ZM196 216H197V215H196ZM203 216H204V215H203ZM203 216H202V217H203ZM221 216H222V215H221ZM224 216H225V215H224ZM239 216H240V215H239ZM239 216H238V217H239ZM245 216H246V215H245ZM19 217H20V216H19ZM19 217H18V218H19ZM28 217H29V216H28ZM31 217H33V216H31ZM55 217H54V218H55ZM61 217H62V215H61ZM106 217H107V216H106ZM137 217H138V216H137ZM145 217H146V216H145ZM150 217H151V216H150ZM168 217H165V218L167 219ZM183 217H184V216H183ZM183 217H182V218H183ZM190 217H191V216H190ZM190 217H188V218H190ZM192 217H193V216H192ZM207 217H208V216H207ZM207 217H206V218H207ZM230 217H231V216H230ZM233 217H234V215H233ZM236 217H237V216H236ZM258 217H259V216H258ZM21 218H22V217H21ZM49 218H50V217H49ZM54 218H53V219H54ZM56 218H57V217H56ZM58 218H59V215H58ZM75 218H76V216H75ZM87 218H88V217H87ZM89 218H90V217H89ZM152 218H153V217H152ZM158 218H159V217H158ZM160 218H161V216H160ZM160 218H159V219H160ZM184 218H185V217H184ZM196 218H197V217H196ZM203 218H204V217H203ZM206 218H205V219H206ZM217 218H219V216H218ZM221 218H222V217H221ZM11 219H12V218H11ZM13 219H15V218H13ZM16 219H17V218H16ZM19 219H20V218H19ZM25 219H26V218H25ZM30 219H31V218H30ZM38 219H40V218H38ZM65 219H66V218H65ZM73 219H74V218H73ZM76 219H77V218H76ZM91 219H92V218H91ZM140 219H141V218H140ZM149 219H150V218H149ZM154 219H155V218H154ZM163 219H164V218H163ZM163 219L160 220V221L162 222ZM166 219H165V222H166ZM210 219H211V218H210ZM212 219H213V218H212ZM224 219H225V218H224ZM231 219H232V218H231ZM234 219H235V218H234ZM238 219H239V218H238ZM21 220H22V219H21ZM21 220H20V221H21ZM23 220H24V219H23ZM41 220H42V219H41ZM41 220H40V222L43 223V222H42L43 220H42V221H41ZM63 220H64V219H63ZM113 220H114V219H113ZM135 220H136V219H135ZM147 220H148V219H147ZM152 220H153V219H152ZM155 220H157V219H155ZM181 220H183V219H181ZM185 220H186V219H185ZM193 220H194V217H193ZM198 220H200V219L198 218ZM198 220H197V221H198ZM201 220H202V219H201ZM215 220H216L217 222H219L217 219H215ZM235 220H236V219H235ZM34 221H35V220H34ZM36 221H37V220H36ZM53 221H54V220H53ZM75 221H76V220H75ZM93 221H94V220H93ZM105 221H106V220H105ZM138 221H139V220H138ZM153 221H154V220H153ZM160 221H159V222H160ZM169 221H170V220H169ZM183 221H184V220H183ZM202 221H203V220H202ZM220 221H221V220H220ZM233 221H234V220H233ZM241 221H242V220H241ZM246 221H247V220H246ZM251 221H252V220H251ZM257 221H258V220H257ZM32 222H33V221H32ZM46 222H47V221H46ZM71 222H72V221H71ZM95 222H96V221H95ZM95 222H94V223H95ZM134 222H135V221H134ZM156 222H157V221H156ZM163 222H164V221H163ZM167 222H168V221H167ZM170 222H172V221H170ZM173 222H174V221H173ZM194 222H196V221H194ZM204 222H206V221H204ZM221 222H222V221H221ZM223 222H224V221H223ZM234 222H235V221H234ZM237 222H238V221H237ZM10 223H11V222H10ZM12 223H13V222H12ZM22 223H23V222H22ZM28 223H29V222H28ZM28 223H26V221H25V224H28ZM121 223H122V222H121ZM143 223H144V222H143ZM177 223H178V222H177ZM190 223H191V222H189V224H190ZM192 223H193V222H192ZM212 223H213V222H212ZM240 223H241V222H240ZM244 223H245V222H244ZM250 223H251V222H250ZM258 223H259V222H258ZM30 224H31V223H30ZM44 224H45V223H44ZM64 224H65V223H64ZM104 224H105V223H104ZM157 224H159V223H157ZM163 224H164V223H163ZM168 224H169V223H168ZM179 224H180V223H179ZM179 224H178V225H179ZM184 224H185V223H184ZM187 224H188V223H187ZM197 224H198V223H197ZM208 224H209V222H208ZM215 224H216V222H215ZM215 224H213V225H215ZM223 224H224V223H223ZM235 224H236V223H235ZM14 225H15V224H14ZM34 225H35V224H33L32 226H34ZM41 225H42V224H41ZM46 225H47V223L45 224V226H46ZM65 225H66V224H65ZM75 225H76V224H75ZM107 225H108V224H107ZM178 225H177V226H178ZM200 225H201V224H200ZM200 225H199V226H200ZM204 225H205V224H204ZM229 225H230V224H229ZM237 225H239V224H237ZM245 225H246V223H245ZM48 226H50V224H49ZM51 226H52V225H51ZM60 226L62 227V224H60ZM112 226H113V225H112ZM141 226H142V225H141ZM164 226H165V225H164ZM175 226H176V225H175ZM177 226H176V227H177ZM180 226H181V225H180ZM182 226H183V225H182ZM185 226H186V225H185ZM187 226H188V225H187ZM189 226H190V225H189ZM215 226H216V225H215ZM231 226H232V225H231ZM235 226H236V225H235ZM19 227H20V226H19ZM34 227H35V226H34ZM36 227H38V226H36ZM36 227H35V228H36ZM40 227H43V225L40 226ZM71 227H72V226H71ZM153 227H154V226H153ZM156 227H157V226H156ZM161 227H162V226H161ZM194 227L197 229L196 225H194ZM205 227H206V226H205ZM233 227H234V224H233ZM236 227H238V226H236ZM239 227H240V226H239ZM257 227H258V226H257ZM44 228H45V227H44ZM47 228H48V227H47ZM50 228H51V227H50ZM56 228H57V227H56ZM58 228H59V227H58ZM65 228H66V227H65ZM151 228H152V227H151ZM159 228H160V227H159ZM159 228H158V229H159ZM189 228H191V227H189ZM198 228H199V227H198ZM263 228H264V227H263ZM263 228H262V229H263ZM26 229H27V228H26ZM36 229H38V228H36ZM39 229H43V228H39ZM59 229H60V228H59ZM59 229L57 230L58 232H59ZM163 229H164V228H163ZM179 229H181V228H179ZM182 229H183V228H182ZM186 229H187V228H186ZM214 229H215V228H214ZM227 229H228V228H227ZM239 229H240V228H239ZM244 229H245V228H244ZM255 229H256V228H255ZM32 230H33V228H32ZM43 230H44V229H43ZM49 230H50V229H49ZM51 230H52V229H51ZM53 230H54V229H53ZM61 230H62V229H61ZM72 230H73V229H72ZM136 230H137V229H136ZM155 230H156V229H155ZM170 230H171V232H172V229H171V228H170ZM170 230H169V231H170ZM183 230H184V229H183ZM183 230H182V231H183ZM199 230H200V229H199ZM248 230H249V229H248ZM257 230H261V229H257ZM45 231H46V229H45ZM47 231H48V230H47ZM143 231H144V228H143ZM180 231H181V230H180ZM182 231H181V232H182ZM185 231H186V230H185ZM218 231H219V230H218ZM225 231H226V230H225ZM241 231H242V230H241ZM252 231H253V230H252ZM10 232H11V231H10ZM37 232H38V231H37ZM48 232H49V231H48ZM63 232H64V231H63ZM157 232H158V231H157ZM167 232H168V231H167ZM167 232H166V233H167ZM175 232H176V231H175ZM177 232H178V231H177ZM207 232H208V231H207ZM259 232H260V231H259ZM38 233H39V232H38ZM38 233H37V234H38ZM41 233H44V232L41 231ZM46 233H47V232H46ZM144 233H145V232H144ZM186 233H187V232H186ZM195 233H196V232H195ZM212 233H213V232H212ZM212 233H211V234H212ZM222 233H223V232H222ZM226 233H227V232H226ZM226 233H225V235H226ZM243 233H244V232H243ZM253 233H254V232H253ZM261 233H262V232H261ZM0 234H3V233H0ZM57 234H58V233H57ZM61 234H62V233H61ZM65 234H66V233H65ZM158 234H159V232H158ZM167 234H168V233H167ZM201 234H202V233H201ZM203 234H204V233H203ZM223 234H224V233H223ZM247 234H248V232H247ZM250 234H251V233H250ZM257 234H258V233H257ZM262 234H263V233H262ZM9 235H10V233H9ZM20 235H21V234H20ZM32 235H33V234H32ZM42 235H43V234H42ZM55 235H56V234H55ZM175 235H176V233H175ZM175 235H174V236H175ZM183 235H184V234H183ZM206 235H207V233H206ZM214 235H215V234H214ZM230 235H231V234H230ZM245 235H246V234H245ZM258 235H259V234H258ZM5 236H6V235H5ZM7 236H8V235H7ZM76 236H77V235H76ZM141 236H142V235H141ZM147 236H148V235H147ZM155 236H156V235H155ZM201 236H202V235H201ZM217 236H218V235H217ZM223 236H224V235H223ZM243 236H244V235H243ZM12 237H13V236H12ZM22 237H23V236H22ZM45 237H46V236H45ZM65 237H66V236H65ZM172 237H173V236H172ZM213 237H214V236H213ZM236 237H237V236H236ZM255 237H256V236H255ZM255 237H254V238H255ZM23 238H25V237H23ZM58 238H59V237H58ZM141 238H142V237H141ZM150 238H151V237H150ZM157 238H158V237H157ZM170 238H171V237H170ZM184 238H185V237H184ZM192 238H193V237H192ZM216 238H218V237H216ZM231 238H233V237H231ZM240 238H241V237H240ZM8 239H9V238H8ZM20 239H21V237H20ZM74 239H75V238H74ZM80 239H81V238H80ZM147 239H148V238H147ZM155 239H156V238H155ZM166 239H168V238H166ZM173 239H174V238H173ZM222 239H223V238H222ZM249 239H250V238H249ZM258 239H259V237H258ZM22 240H24V239H22ZM32 240H33V239H32ZM35 240H36V239H35ZM35 240H34V241H35ZM70 240H71V238H70ZM162 240H163V239H162ZM176 240H177V239H176ZM176 240H175V241H176ZM215 240H216V239H215ZM226 240H227V239H226ZM234 240H235V239H234ZM240 240H241V239H240ZM251 240H252V239H251ZM2 241H3V240H2ZM13 241H14V240H13ZM15 241H16V240H15ZM71 241H72V240H71ZM78 241H79V240H78ZM78 241H77V242H78ZM82 241H83V240H82ZM82 241H81V242H82ZM197 241H198V240H197ZM205 241H206V240H205ZM223 241H224V240H223ZM227 241H228V240H227ZM236 241H237V240H236ZM20 242H21V241H20ZM20 242H19V243H20ZM58 242H59V241H58ZM58 242H57V243H58ZM66 242H67V241H66ZM181 242H182V241H181ZM200 242H202V241H200ZM263 242H264V241H263ZM16 243H18V242H16ZM16 243H15V244H16ZM22 243H26V242L24 241V242H22ZM22 243H20V244L22 245ZM30 243H31V242H30ZM34 243H35V242H34ZM99 243H100V242H99ZM194 243H195V242H194ZM219 243H220V242H219ZM247 243H248V242H247ZM247 243H246V244H247ZM251 243H252V242H251ZM3 244H4V242H3ZM10 244H12V243L10 242ZM38 244H39V243H38ZM94 244H95V243H94ZM105 244H106V243H105ZM144 244H145V243H144ZM151 244H152V243H151ZM182 244H183V243H182ZM197 244H198V243H197ZM221 244H222V243H221ZM4 245H5V244H4ZM6 245H7V244H6ZM8 245H9V244H8ZM23 245H25V244H23ZM26 245H27V244H26ZM31 245H32V244H31ZM36 245H37V244H36ZM36 245H35V246H36ZM67 245H68V244H67ZM97 245H98V244H97ZM154 245H155V244H154ZM163 245H164V244H163ZM198 245H199V244H198ZM215 245H216V244H215ZM232 245H233V244H232ZM10 246H11V245H10ZM33 246H34V245H33ZM37 246H38V245H37ZM44 246H45V245H44ZM81 246H83V245H81ZM180 246H181V245H180ZM187 246H188V245H187ZM190 246H191V245H190ZM193 246H195V245H193ZM236 246H237V245H236ZM240 246H241V245H240ZM246 246H247V245H246ZM12 247H13V246H12ZM18 247H19V246H18ZM27 247H28V246H26V248H27ZM39 247H40V248H38V249H41V246H39ZM46 247H47V246H46ZM191 247H192V246H191ZM253 247H254V246H253ZM8 248H9V247H7V250H10V249H8ZM20 248H21V246H20ZM44 248H45V247H44ZM55 248H56V247H55ZM151 248H152V247H151ZM173 248H174V247H173ZM188 248H189V247H188ZM243 248H244V247H243ZM248 248H249V247H248ZM31 249H32V248H31ZM33 249H34V248H33ZM36 249H37V248H36ZM84 249H85V248H84ZM107 249H108V248H107ZM137 249H138V248H137ZM145 249H146V248H145ZM192 249H193V248H192ZM215 249H216V248H215ZM217 249H218V248H217ZM219 249H220V248H219ZM222 249H223V248H222ZM229 249H230V248H229ZM236 249H238V248H236ZM249 249H250V248H249ZM257 249H258V248H257ZM15 250H16V249H15ZM70 250H71V249H70ZM140 250H141V249H140ZM164 250H165V249H164ZM187 250H188V249H187ZM189 250H190V249H189ZM223 250H224V249H223ZM247 250H248V249H247ZM259 250H260V249H259ZM17 251H18V250H17ZM21 251H23V250H21ZM32 251H33V250H32ZM34 251H35V250H34ZM37 251H38V250H37ZM49 251H50V250H49ZM175 251H176V250H175ZM177 251H178V250H177ZM232 251H233V250H232ZM3 252H6V251H3ZM7 252H8V251H7ZM7 252H6V253H7ZM38 252H40V251H38ZM71 252H72V251H71ZM153 252H154V251H153ZM158 252H159V251H158ZM172 252H174V251H172ZM229 252H230V251H229ZM240 252H241V251H240ZM246 252H247V251H245V253H246ZM253 252H254V251H253ZM13 253H14V252H13ZM44 253H46V252L44 251ZM48 253H49V252H48ZM80 253H81V252H80ZM123 253H124V252H123ZM166 253H167V252H166ZM185 253H186V252H185ZM187 253H188V252H187ZM187 253H186V255H187ZM219 253H220V252H219ZM242 253H243V252H242ZM17 254H18V252H17ZM36 254H37V252H36ZM41 254H42V253H41ZM46 254H47V253H46ZM49 254H50V253H49ZM70 254H71V253H70ZM140 254H141V253H140ZM143 254H144V252H143ZM193 254H194V253H193ZM193 254H192V255H193ZM206 254H207V253H206ZM226 254H227V253H226ZM2 255H3V254H2ZM2 255H1V256H2ZM34 255H35V254H34ZM34 255H33V257H34ZM37 255H38V254H37ZM37 255H35V256L37 257ZM59 255H60V254H59ZM97 255H98V254H97ZM123 255H124V254H123ZM163 255H164V254H163ZM165 255H166V254H165ZM189 255H190V254H189ZM200 255H201V254H200ZM210 255H211V254H210ZM217 255H218V254H217ZM233 255H234V254H233ZM4 256H5V255H3V257H4ZM8 256H9V255H8ZM13 256H14V254H13ZM28 256L30 257L29 254H28ZM48 256H49V255H48ZM99 256H100V255H99ZM145 256H146V255H145ZM187 256H188V255H187ZM187 256H185V258H186ZM262 256H263V255H262ZM3 257H2V258L0 257V263L3 261ZM10 257H11V255H10ZM22 257H24V256L22 255ZM33 257H30V258L32 259ZM51 257H52V256H51ZM68 257H69V256H68ZM91 257H92V256H91ZM103 257H104V256H103ZM148 257H149V256H148ZM153 257H154V256H153ZM166 257H167V256H166ZM173 257H174V256H173ZM173 257H172V258H173ZM190 257H191V256H189V258H190ZM203 257H204V255H203ZM215 257H216V256H215ZM220 257H221V255H220ZM5 258L7 259V257H5ZM8 258H9V257H8ZM42 258H43V257H42ZM112 258H113V257H112ZM172 258H171V259H172ZM204 258H205V257H204ZM233 258H234V257H233ZM23 259H24V258H23ZM31 259H30V260H31ZM39 259H40V258H39ZM43 259H44V258H43ZM48 259H49V258H48ZM93 259H94V258H93ZM116 259H117V258H116ZM140 259H142V258H140ZM175 259H176V257H175ZM245 259H246V258H245ZM247 259L249 260L248 257H247ZM252 259H253V258H252ZM11 260H12V259H11ZM32 260H33V259H32ZM52 260H54V259L52 258ZM105 260H106V259H105ZM189 260H190V259H189ZM191 260H192V259H191ZM226 260H227V259H226ZM231 260H233V259H231ZM234 260H235V259H234ZM262 260H263V259H262ZM13 261H14V259H13ZM38 261H39V260H38ZM40 261H41V260H40ZM49 261H51V260L49 259ZM91 261H92V260H91ZM100 261H101V260H100ZM122 261H123V260H122ZM126 261H127V260H126ZM138 261H139V260H138ZM140 261H141V260H140ZM206 261H207V260H206ZM243 261H244V260H243ZM246 261H247V260H246ZM3 262H4V261H3ZM3 262H2V263H3ZM8 262H9V259H8ZM14 262H15V261H14ZM19 262H20V261H19ZM35 262H36V260H35ZM105 262H106V261H105ZM105 262H103V264H104ZM130 262H131V261H130ZM176 262H177V261H176ZM189 262H190V261H189ZM47 263H48V261H47ZM51 263L53 264V262H51ZM54 263H55V262H54ZM120 263H121V262H120ZM140 263H141V262H140ZM166 263H167V262H166ZM186 263H187V262H186ZM242 263H243V262H242ZM4 264H5V262H4ZM6 264H7V263H6ZM12 264H13V263H12ZM14 264H15V263H14ZM23 264H25L24 261H23ZM42 264H43V263H42ZM56 264H57V263H56ZM64 264H65V263H64ZM122 264H123V263H122ZM135 264H136V263H135ZM170 264H171V263H170ZM183 264H184V263H183ZM203 264H204V263H203ZM233 264H234V263H233Z\"/></svg>","mask_w":264,"mask_h":264}]
</instances>
